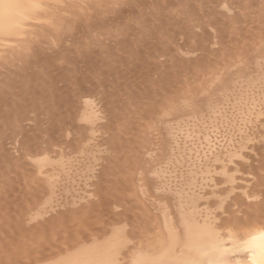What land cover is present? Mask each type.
I'll use <instances>...</instances> for the list:
<instances>
[{"label":"bare ground","instance_id":"1","mask_svg":"<svg viewBox=\"0 0 264 264\" xmlns=\"http://www.w3.org/2000/svg\"><path fill=\"white\" fill-rule=\"evenodd\" d=\"M101 1V0H100ZM110 1H112V0H110ZM131 1V0H130ZM136 1H139V0H136ZM135 1V6L137 5L136 3H138V2H136ZM147 1H150V0H147ZM169 1V0H168ZM168 1H167V3H168ZM173 1V0H172ZM194 1V0H193ZM196 1V0H195ZM194 1V4L195 5H197L196 3L198 2H195ZM220 1V0H219ZM224 1V0H223ZM239 1V0H238ZM241 1H243V0H241ZM258 1V0H257ZM94 2H97L98 3V0H0V57L1 56H8V57H10L13 53H14V51H15V53H14V55H12V56H16L15 54H16V52H18L17 53V55L19 54V51H17V49H18V47H21V48H25V46H26V44L28 43V42H30L29 40H30V38L32 37V35L31 34H33V32L36 30V32L35 33H37L38 32V29H40V31L41 30H43V31H41V34L44 32V33H46L47 31L46 30H44L45 28V26H47V25H51V24H53V23H55V22H57V19L58 20H61V17H59V16H61V15H63V16H66V15H64V14H68V11L71 13L74 9L72 8H70V7H75V6H78V7H80V6H83L84 5V8L83 7H81V8H83L86 12H88L87 10L89 9L88 7L90 6L89 4H93ZM109 2V1H108ZM125 2V1H124ZM128 2V1H127ZM141 2V1H140ZM156 2V1H155ZM159 2V1H158ZM157 2V4H159ZM171 2V1H170ZM175 2V1H174ZM180 2H183V0L182 1H180ZM188 2H189V0H188ZM192 2V1H191ZM199 2H201V1H199ZM226 2H227V0H226ZM225 2V3H226ZM97 3H96V5H97ZM102 3V2H101ZM103 3H104V1H103ZM105 3H106V0H105ZM104 3V4H105ZM112 3V2H111ZM120 3V2H119ZM143 2H141V4H142ZM147 3V2H146ZM152 3H154V2H152ZM173 3V2H172ZM184 3H185V1H184ZM203 3V2H202ZM221 3V2H220ZM240 3V2H239ZM257 3V2H256ZM86 4H88L89 6L88 7H86L87 8V10H86V8H85V5ZM110 4V3H109ZM108 4V5H109ZM144 4V3H143ZM150 4H151V2H150ZM150 4L148 5V6H150ZM157 4H154L155 6L157 5ZM162 4V3H161ZM179 4V3H178ZM189 4V3H188ZM193 4V3H192ZM200 4V3H199ZM212 4V3H211ZM246 4H247V2H246ZM257 4H259V3H257ZM80 5V6H79ZM96 5H92L93 6V8H95V6ZM101 4L99 3V6H100ZM124 5V4H123ZM140 5V4H139ZM139 5L137 6V8L139 7ZM153 5V4H152ZM174 5V4H173ZM182 5V4H181ZM181 5H180V7H181ZM242 5V4H241ZM87 6V5H86ZM102 6H106V4L105 5H102ZM114 6V4L112 3V7ZM142 6V5H141ZM140 6V7H141ZM148 6H145V8L146 7H148ZM154 6V8H155V10L157 11V9H158V7H157V9H156V7ZM159 6H163L164 7V4H162V5H159ZM168 6H170V5H168ZM167 6V7H168ZM199 6V5H198ZM240 6V5H239ZM262 6V5H261ZM101 7V6H100ZM100 7H98V8H100ZM111 7V8H112ZM163 7H161V8H163ZM166 7V8H167ZM174 7V6H173ZM177 7V6H176ZM184 7H186V9H187V6H184ZM194 7V6H193ZM197 7V6H196ZM223 7V6H222ZM224 7H225V5H224ZM254 7H256V6H254ZM258 7V6H257ZM97 8V7H96ZM95 8V9H96ZM97 8V9H98ZM109 8V7H108ZM144 8V9H145ZM149 8H151V6L149 7ZM165 8V7H164ZM165 8V9H166ZM189 8V7H188ZM226 8V7H225ZM245 8V7H244ZM251 8V7H250ZM249 8V9H250ZM253 8V7H252ZM261 8V7H260ZM90 9H91V7H90ZM94 9V14H95V11L97 10H95ZM105 9V8H104ZM113 9H115V8H113ZM112 9V10H113ZM143 9V12L144 11H146V10H144ZM148 9V8H147ZM179 9V8H178ZM184 9V8H183ZM190 9V8H189ZM188 9V10H189ZM197 9H198V7H197ZM218 9V8H217ZM246 9V8H245ZM262 9V8H261ZM261 9H260V11H258V12H261ZM264 9V8H263ZM72 10V11H71ZM93 10V9H92ZM99 10L100 9H98L97 11H96V13H98L99 12ZM101 10H103V8L101 7ZM100 10V12L99 13H101L102 11ZM154 10V11H155ZM160 11H161V9H159ZM173 10H174V8H173ZM172 10V11H173ZM226 10V9H225ZM76 11H77V8L75 9V11L73 12V13H76ZM80 10H79V8H78V11H77V13L79 12ZM82 11V10H81ZM80 11V12H81ZM111 11V10H110ZM140 11V12H139ZM138 12L139 13H141V10H139ZM149 11H151V10H149ZM148 11V12H149ZM153 11V10H152ZM163 11H164V9H163ZM166 11L168 12V9H166ZM171 10H170V12H169V15H170V13L172 12ZM176 11V10H175ZM192 11V10H191ZM217 11H219V10H217ZM227 11V10H226ZM231 11V10H230ZM242 11V10H241ZM252 11H254V10H252ZM79 12V13H80ZM93 12V11H92ZM104 12V11H103ZM107 12H108V9H107ZM107 12L104 14V15H107ZM165 12V11H164ZM186 12V11H185ZM208 12V11H207ZM211 12V11H210ZM244 12V11H243ZM247 12H249L248 10H247ZM256 12V11H255ZM76 13V14H77ZM83 13H84V11H83ZM89 14L91 13L90 11L88 12ZM156 13V12H155ZM160 13V12H159ZM173 13H175V12H173ZM203 13V12H202ZM212 13H213V11H212ZM212 13H211V15H212ZM215 13V12H214ZM257 13V12H256ZM262 13H263V11H262ZM85 14V13H84ZM84 14H82L81 13V16H83ZM89 14H85L86 16L87 15H89ZM102 14V13H101ZM108 14H109V12H108ZM143 14V13H142ZM141 14V16H144V15H142ZM145 14H147V11L145 12ZM161 14V13H160ZM180 14V13H179ZM189 14H191V12L189 13ZM195 14V13H194ZM199 14V13H198ZM208 14V13H207ZM231 14V13H230ZM247 14V13H246ZM255 14V13H254ZM261 14V13H260ZM264 14V13H263ZM71 15H72V13H71ZM91 15V14H90ZM92 15H93V13H92ZM100 15V14H99ZM110 16H111V14H109ZM168 15V16H169ZM176 15V14H175ZM185 15H186V13H185ZM214 16H215V14H213ZM221 15V14H220ZM219 15V16H220ZM226 15H228V14H226ZM248 15V14H247ZM262 15V14H261ZM69 16V15H68ZM78 16V15H77ZM81 16L79 15V20L77 19V18H75V19H77L78 21H80V19H83L84 17H82L81 18ZM85 16V18H86V20L88 19V17H86ZM95 16V15H94ZM103 15H101V17H102ZM163 16H164V13H163ZM167 16V15H166ZM172 16V15H171ZM171 16L170 17H168V18H170L171 20H172V18H171ZM188 16V15H187ZM197 16H199V15H197ZM197 16H196V20H197ZM201 16H203V15H201ZM225 16V15H224ZM231 16H232V14H231ZM244 16V15H243ZM250 16V15H249ZM256 16H258V14H256ZM74 18L75 17V15H72L71 16V18ZM91 16H89V18H90ZM106 18H107V16H105ZM109 17V16H108ZM123 17V16H122ZM125 17H126V15H125ZM161 17H162V15H161ZM161 17H160V19H161ZM173 17V16H172ZM181 17V16H180ZM189 17H191V15L189 16ZM194 17V16H193ZM229 17H230V15H229ZM264 17V16H263ZM85 18H84V20H85ZM103 18V17H102ZM120 18H121V16H120ZM158 18V17H157ZM176 20H177V15H176ZM175 18L173 19V20H175ZM186 18V17H185ZM203 18V17H202ZM205 18V17H204ZM210 18V17H209ZM216 18V17H215ZM217 18H218V16H217ZM259 18V17H258ZM64 18L62 17V21H66V19H67V17H66V19H64ZM68 19H70V17H68ZM74 19V20H75ZM95 19V18H94ZM99 19H100V17H99ZM159 19V18H158ZM167 19V18H166ZM186 19H188V18H186ZM223 19V18H222ZM233 19V18H232ZM257 19V18H256ZM260 19V18H259ZM262 19V18H261ZM71 20V19H70ZM85 20V21H86ZM89 20V19H88ZM87 20V21H88ZM91 20V19H90ZM89 20V23L90 22H92V21H90ZM126 20V19H125ZM163 20V19H162ZM161 20V21H162ZM168 20V19H167ZM182 20H185V19H182ZM181 20V21H182ZM189 20V19H188ZM194 20V19H193ZM195 20V21H196ZM203 20V19H202ZM206 20V19H205ZM211 20H213V19H211ZM210 20V21H211ZM233 20H235V19H233ZM233 20H232V22H233ZM245 21H246V18L244 19ZM264 20V19H263ZM61 21V22H62ZM67 21H69V20H67ZM67 21L64 23V22H60V21H58L59 23H61L60 25H64V24H66L67 23ZM72 21H73V19H72ZM72 21H71V23H72ZM100 21V20H99ZM105 21V20H104ZM114 21V20H113ZM117 21V20H116ZM116 21H114V22H116ZM123 21V20H122ZM128 21V20H127ZM164 22L166 21L165 19L163 20ZM169 21V20H168ZM178 21V20H177ZM187 21V20H186ZM192 21V20H191ZM207 21V20H206ZM218 21V20H217ZM223 20H221V22H222ZM249 21V20H248ZM255 21V20H254ZM258 21H260V20H258ZM75 21H73V23H74ZM82 22V21H81ZM129 22V21H128ZM160 22V21H159ZM169 22H172V21H169ZM174 22H176V21H174ZM185 22V21H184ZM184 22H183V24H184ZM198 22H200V21H198ZM202 22V21H201ZM208 22V21H207ZM220 22V21H219ZM218 22V23H219ZM226 22H227V20H226ZM226 22H224L223 24H225ZM231 22V23H232ZM261 22V21H260ZM263 22V21H262ZM89 23H88V26L87 27H89ZM94 23V22H93ZM96 23V22H95ZM100 23H102V22H100ZM105 23V22H104ZM123 23V22H122ZM121 23V24H122ZM166 23V22H165ZM164 23V24H165ZM179 23V22H178ZM178 23H177V25H178ZM186 23V22H185ZM190 23V22H189ZM192 23V22H191ZM210 23V22H209ZM253 23V22H252ZM255 23V22H254ZM257 23V22H256ZM56 24V23H55ZM67 24H69V22L67 23ZM82 24H84V23H82ZM98 24V23H97ZM111 24V23H110ZM114 24H116V23H114ZM127 24H129V23H127ZM126 24V25H127ZM130 24H131V22H130ZM159 24V23H158ZM162 24H163V22H162ZM173 24V26L175 27V25H176V23L174 24V23H172ZM172 24H168V26H167V24H166V26H167V29L166 30H168V28H169V25H172ZM180 24V23H179ZM182 24V23H181ZM180 24V25H181ZM182 24V25H183ZM196 24H197V22H196ZM199 24V23H198ZM221 24V23H220ZM247 24V23H246ZM249 24V23H248ZM247 24V25H248ZM251 24V23H250ZM259 24V23H258ZM60 25H58V26H60ZM71 25H73V24H71ZM79 25V24H78ZM107 25H109V24H107ZM107 25H106V27H107ZM113 25V24H112ZM123 25H125V23L123 24ZM142 25V24H141ZM192 26H194V24H191ZM200 25V24H199ZM202 25H204V24H202ZM212 25V24H211ZM229 25H230V23H229ZM235 25V24H234ZM233 25V26H234ZM53 26H54V24H53ZM53 26L50 28L49 27V31H50V29L51 30H53L54 29V31H57V30H55L57 27L56 26H54V28H53ZM77 26V25H76ZM85 26V25H84ZM90 26H91V24H90ZM140 26V25H139ZM143 26V25H142ZM165 26V25H164ZM179 26V25H178ZM196 26V25H195ZM201 26V25H200ZM209 26V25H208ZM225 26H226V24H225ZM228 26V25H227ZM232 26V25H231ZM230 26V27H231ZM232 26V27H233ZM255 26V25H254ZM257 26V25H256ZM264 26V25H263ZM263 26H261V27H263ZM48 27V26H47ZM56 27V28H55ZM74 27V26H73ZM93 27V26H92ZM91 27V28H92ZM105 27V26H104ZM103 27V28H104ZM111 27V26H110ZM110 27H109V29H110ZM113 27V26H112ZM111 27V28H112ZM120 27V26H119ZM123 27V26H122ZM129 27V26H128ZM161 27V26H160ZM183 27V26H182ZM185 27V26H184ZM184 27H183V30H184ZM214 27H216V26H214ZM260 27V28H261ZM41 28H44V29H41ZM75 28V27H74ZM77 28V27H76ZM86 28V27H85ZM95 28V27H94ZM123 28H125L126 29V26L125 27H123ZM161 28H164L165 29V27H161ZM201 28V27H200ZM200 28H199V30H200ZM206 28H207V26H206ZM218 28V27H217ZM220 28V27H219ZM218 28V29H219ZM226 28V27H225ZM259 26L257 27V30L256 31H258L259 29ZM58 29V28H57ZM59 29L61 30V27H59ZM62 29H63V27H62ZM87 29V28H86ZM90 29V28H89ZM106 29V28H105ZM114 29V28H113ZM117 30H118V28H116ZM182 29V28H181ZM195 29V28H194ZM197 29H198V27H197ZM204 29V28H203ZM211 29V28H210ZM222 29V28H221ZM229 29V28H228ZM262 29V28H261ZM93 30V32H94V29H92ZM108 30V29H107ZM107 30H105V31H107ZM119 30H121V29H119ZM169 30H170V28H169ZM176 30V29H175ZM174 30V31H175ZM193 30V29H192ZM196 30V29H195ZM216 30V29H215ZM225 30V29H224ZM232 30H233V28H232ZM242 30H245V28L244 29H242ZM39 31V32H40ZM59 31V30H58ZM109 31V30H108ZM124 31V30H123ZM122 31V32H123ZM126 31H128L129 32V30H126ZM125 31V32H126ZM140 31H141V29H140ZM144 31V30H143ZM146 31V30H145ZM178 31V30H177ZM189 31V30H188ZM211 31H213V30H211ZM249 31V30H248ZM104 32V31H103ZM115 32V31H114ZM131 32V31H130ZM129 32V33H130ZM162 32V31H161ZM161 32H160V34H161ZM167 32V31H166ZM179 32V31H178ZM190 32V31H189ZM196 32H197V30H196ZM218 32V31H217ZM230 32V31H229ZM247 32V31H246ZM48 33V32H47ZM52 33V32H51ZM56 33V32H55ZM59 33V32H58ZM57 33V34H58ZM107 33V32H106ZM110 33V32H109ZM113 33V32H112ZM119 33H121L120 31H119ZM132 33H133V31H132ZM172 33V32H171ZM174 33V32H173ZM177 33V32H176ZM180 33V32H179ZM178 33V34H179ZM192 33V32H191ZM219 33V32H218ZM217 33V34H218ZM227 33V32H226ZM248 33V32H247ZM252 33V32H251ZM254 33H255V30H254ZM49 34H50V32H49ZM61 34V33H60ZM118 34V33H117ZM163 34V33H162ZM166 34V33H165ZM186 34H187V31H186ZM189 34V33H188ZM229 34V33H228ZM227 34V35H228ZM232 34V36H233V33H231ZM234 34H235V32H234ZM236 34H238L237 32H236ZM245 34V33H244ZM259 34V33H258ZM264 34V33H263ZM31 35V36H30ZM34 36H35V34H33ZM37 36H36V38L37 37H40V34H39V36H38V33L36 34ZM44 35V34H43ZM48 35V34H47ZM56 35V34H55ZM101 35H103V34H101ZM107 35V34H106ZM106 35L104 34V36L106 37ZM119 35V34H118ZM117 35V36H118ZM124 35H125V33H124ZM130 35H131V33H130ZM167 35V34H166ZM181 35V34H180ZM190 35V34H189ZM193 35V34H192ZM212 35V34H211ZM230 35V34H229ZM251 35V34H250ZM259 35H261V34H259ZM32 37L31 38V41H33L34 40V38L35 37ZM54 36V35H53ZM126 36V35H125ZM187 37V35H184V37ZM194 36V35H193ZM215 36H216V34H215ZM214 36V37H215ZM226 36V35H225ZM235 36V35H234ZM237 36V35H236ZM240 36V35H239ZM249 36V35H248ZM254 36V35H253ZM252 36V37H253ZM99 37V36H98ZM102 37V36H101ZM109 37V36H108ZM108 37H106V38H108ZM129 37V36H128ZM162 37V36H161ZM166 37V36H165ZM168 37H170V36H167V38ZM172 37V36H171ZM177 37H178V35H177ZM183 37V36H182ZM221 37V36H220ZM231 37V36H230ZM262 37H264V35L262 36ZM35 38V39H36ZM43 38V37H42ZM50 38V37H49ZM52 38V37H51ZM58 38V37H57ZM163 38V37H162ZM167 38L166 39H162V40H167ZM179 38V37H178ZM194 38H195V36H194ZM217 38V37H216ZM225 38V37H224ZM228 38V37H227ZM254 38V37H253ZM33 39V40H32ZM39 39V38H38ZM60 39V38H59ZM92 39V38H91ZM94 39V38H93ZM93 39H92V41H93ZM95 39H97L96 38V36H95ZM94 39V40H95ZM102 39V38H101ZM105 39V38H104ZM109 39V38H108ZM170 39V38H169ZM172 39H173V37H172ZM181 39V38H180ZM191 39V38H190ZM189 39V40H190ZM238 39V38H237ZM251 39V38H250ZM49 40H51V39H49ZM99 40H100V37H99ZM99 40H97V41H99ZM110 40V39H109ZM178 40V39H177ZM177 40L175 41V42H177ZM183 40H184V38H183ZM186 40V39H185ZM198 40V39H197ZM228 40H232V39H229L228 38ZM247 40V39H246ZM248 40H249V38H248ZM258 40V39H257ZM54 41H55V39H54ZM57 41L58 40H56V43H57ZM106 41H107V39H106ZM111 41V40H110ZM170 41H172V40H170ZM195 41V40H194ZM225 41V40H224ZM239 41V40H238ZM238 41H235V42H233V43H238ZM254 41V40H253ZM34 42V41H33ZM33 42H31L32 44H33ZM37 42V41H36ZM35 42V43H36ZM44 42V41H43ZM91 42V41H90ZM96 42V41H95ZM116 42H117V40H116ZM167 42V41H166ZM173 42V41H172ZM185 42V41H184ZM196 42V41H195ZM232 42V41H231ZM247 42V41H246ZM246 42H244V43H246ZM250 42V41H249ZM257 42V41H256ZM34 43V44H35ZM48 43V42H47ZM46 43V44H47ZM50 43V42H49ZM53 43V42H52ZM105 43V42H104ZM104 43H103V45H104ZM109 43V42H108ZM110 43H114V41H112V42H110ZM160 43V42H159ZM168 43V42H167ZM170 43V42H169ZM181 43V42H180ZM179 42H178V44H180ZM208 43H210V42H208ZM214 43V42H213ZM248 43V42H247ZM251 43V42H250ZM91 44V43H90ZM93 44H94V42H93ZM175 44V43H174ZM177 44V43H176ZM175 44V45H176ZM183 44V43H182ZM220 44H222L223 45V43H220ZM228 44H230V43H228ZM243 44V43H242ZM37 45V44H36ZM43 45H45V42H44V44ZM89 45V44H88ZM98 45V44H97ZM105 45H106V43H105ZM111 45V44H110ZM115 45H117V44H115ZM166 45V44H165ZM172 45V44H171ZM202 45V44H201ZM204 45H205V43H204ZM239 45V44H238ZM252 45V44H251ZM256 45V46H255ZM50 45H48V47H49ZM100 46V45H99ZM106 46H109V45H106ZM105 46V47H106ZM137 46V45H136ZM178 46V45H177ZM199 46V45H198ZM210 46V45H209ZM228 46V45H227ZM227 46H226V49H227ZM236 46V45H235ZM240 46V45H239ZM238 46V47H239ZM242 46H245V45H241L240 47H242ZM247 46V45H246ZM244 47L245 49L246 48H248V49H250L251 50V48H249V47H252V46H247V47ZM254 47L253 48H255V49H252L253 50V52H254V50H255V52L254 53H249V55L250 56H248V55H245V54H243L242 52L244 51H240V52H238L237 51V54L235 55V54H233L234 55V57H235V59L233 60H222L223 62H222V67H219L218 69H213L212 70V72H211V74L209 75V76H207L208 77V83H209V86L211 87V88H213L214 90H215V92H217L216 94H219V96H222L224 99H225V96L227 95L228 96V94H229V90H233L234 88L235 89H238V88H241V90H242V88H246L247 90L249 89V88H260V90H261V92L262 93H260L261 94V103H262V105L261 106H259V104L258 103H256V101H257V99L255 100V99H252L253 100V102H254V100H255V104H258V106L256 105V106H252V105H250V103H249V105L252 107H250V111H251V113H252V115H255V118L252 116V119H253V121H249V122H246V123H243L242 122V124H241V126L239 127V129H238V134H237V130H235V135H237V137H234V139H235V145H236V147L235 148H229L228 146H230V144L228 145V146H226L224 149H223V151H221L220 152V150H219V148H217L219 151H216V149H214L215 151H216V155H215V152H213L214 150H212V149H209V150H211L213 153H214V156H212L211 157V154H209V156L211 157L210 159L213 161V163H211L210 165H212L213 164V170L210 168V166H208L207 164V166L209 167H207L206 169H204L203 170V168H202V170H201V168L199 169V171L200 172H204V173H207V175L208 174H213L212 172H214L215 174H213V175H215V176H218L219 177V180L218 181H220L219 182V184H221L219 187H220V191H222V193L224 194V195H226V196H224L223 197V195H222V197H223V202H222V198L221 197H219L218 199H219V201L217 202V203H221V204H225L226 202H227V200L229 199H233V197L232 196H234V193H239V194H236L235 196V199L237 198V196L239 195L240 197H241V199H240V197H239V201L240 200H242V201H244V203H242V204H240L241 206V208L239 207V210L237 211L236 209L234 210L232 207H233V205H229V203H227L229 206V208H228V210L227 211H229V209H230V207L232 208V209H230L231 210V212H229V216H232V215H230V213L231 214H234V215H236L237 213H240V215L242 214V213H245L246 215H247V217H248V221H246L247 220V218L245 217L246 215H243L244 216V219H246V220H243L242 219V217L239 215V214H237V216L239 217L240 216V218L242 219V222L243 223H240V225L242 226H240L239 225V222H241V220H240V218L239 219H237L238 220V225L240 226H237L236 224H234V222L235 221H237L236 219L234 220V222H233V226L234 225H236L238 228H239V230H243L244 232H240L239 230H236V232L234 233L235 235H236V233H237V231L239 232V233H241V235L239 234V233H237V234H239V237L238 238H240V237H243L244 239L245 238H250L248 241L246 240V244L248 245V247H249V249L251 248V249H253L252 250V252L254 253V255H252V257H251V260L249 261L248 259H246V260H248V261H246L245 260V258L244 259H238L239 260V262L237 263V261L235 260V261H233L230 257H232V256H230L229 258L230 259H228V260H230V261H233V263L235 264V263H237V264H264V194H263V192H260L261 194L260 195H256L257 193H256V191H258V190H254L255 192H254V194L251 192V190L249 189L250 187V182H252L251 181V179H249V178H246V177H249V175H247L246 177L244 176V177H242V174H241V177L240 178H238L237 179V175L235 176V174H234V172H233V169L234 168H238V166H240L241 167V165L240 164H243V163H240L239 165H238V163H237V160H239L238 158L240 157V156H243V159H244V155H246V156H253V155H256L257 154V152H255V151H257V150H259V152H258V154H262V155H264V38L263 39H261V40H258V42L256 43V44H254L253 45ZM30 47V46H29ZM104 47V46H103ZM138 47V46H137ZM161 47V46H160ZM165 47V46H164ZM181 47H182V45H181ZM194 47H195V45H194ZM222 48L223 47H225V46H221ZM239 47V48H240ZM17 48V49H16ZM20 48V49H21ZM53 48H54V46H53ZM96 48H98V47H96ZM109 48H111V46L109 47ZM113 48V47H112ZM120 48V47H119ZM134 48H135V46H134ZM174 47H172V49H173ZM220 48V47H219ZM222 48H221V50H222ZM231 47H229V49L228 50H232V48L230 49ZM236 48V47H235ZM238 48V49H239ZM35 49V48H34ZM38 49H40V48H38ZM42 49H43V46H42ZM44 49H46V48H44ZM43 49V50H44ZM108 49V48H107ZM116 49V48H115ZM121 49V51H124V50H122V47L120 48ZM123 49H126V48H123ZM137 49V48H136ZM139 49V48H138ZM179 49V48H178ZM187 49H188V47H187ZM193 48H191V50H192ZM198 49V48H197ZM203 49H205L206 50V47L205 48H203ZM214 49V48H213ZM212 49V50H213ZM19 50V49H18ZM21 50H23V49H21ZM26 50V49H25ZM132 50H133V48H132ZM162 50V49H161ZM174 50V49H173ZM172 50V51H173ZM183 50V49H182ZM184 50H186V48H184ZM196 50V49H195ZM199 50V49H198ZM215 50V49H214ZM220 50V49H219ZM225 50V49H224ZM234 50H236V49H234ZM234 50H232V51H234ZM240 50H242V49H240ZM250 50H245V51H250ZM41 51V50H40ZM51 51V50H50ZM56 51V50H55ZM112 51H114L115 52V50H113L112 49ZM112 51H110V52H112ZM118 51V50H117ZM121 51H119V52H121ZM142 51V50H141ZM147 51V50H146ZM159 51H160V49H159ZM163 51H165V48L163 49ZM163 51H160V52H163ZM203 51V50H202ZM207 51H208V49H207ZM226 51V50H225ZM231 51V52H232ZM20 52H22V54H24L23 53V51H20ZM37 52V51H36ZM58 52V51H57ZM109 52V53H110ZM137 52V51H136ZM139 52V51H138ZM144 52H145V50H144ZM178 51H176L175 53H177ZM181 51H179V53H180ZM196 52H198L197 50H196ZM195 52V53H196ZM205 52V51H204ZM214 52V51H213ZM212 52V53H213ZM222 52V51H221ZM220 52V53H221ZM10 53H12L10 56L8 55V54H10ZM27 53V52H26ZM38 53V52H37ZM108 53V55H110ZM113 53V52H112ZM117 53V52H116ZM134 53H135V51H134ZM133 53V56L135 55ZM148 53V52H147ZM155 53H158V51L157 52H155ZM193 53V52H192ZM208 53V52H207ZM215 53V52H214ZM245 53V52H244ZM129 54H132L131 53V51H130V53ZM128 54V55H129ZM144 54H146V53H144ZM144 54H142V55H144ZM151 54V53H150ZM163 54H165V52L163 53ZM168 54V53H167ZM181 54H182V52H181ZM180 54V55H181ZM185 54V53H184ZM194 54V53H193ZM193 54H192V56H193ZM223 54V53H222ZM225 54V53H224ZM247 54V53H246ZM252 54V55H251ZM20 55V54H19ZM29 55V54H28ZM27 55V56H28ZM36 55V54H35ZM66 55V54H65ZM68 55V54H67ZM70 55V54H69ZM68 55V56H69ZM114 55V54H113ZM112 55V56H113ZM147 55V54H146ZM155 55V54H154ZM153 55V56H154ZM158 55V54H157ZM161 55V54H160ZM160 55H159V57H160ZM169 55H170V52H169ZM173 55V54H172ZM180 55H178V56H180ZM206 55V54H205ZM226 55V54H225ZM5 57V59L6 58H8V57ZM60 56V55H59ZM61 56H63V53H62V55ZM106 56V55H105ZM112 56H110V58H112ZM123 56V55H122ZM132 56V55H131ZM139 55H136L135 57H136V59H138L139 57H138ZM149 56V55H148ZM168 56V55H167ZM175 56V55H174ZM173 56V57H174ZM182 56V55H181ZM184 56V55H183ZM185 56H187V55H185ZM189 56V55H188ZM199 56V55H198ZM204 56V55H203ZM212 56V55H211ZM25 57V56H24ZM46 57V56H45ZM50 57V56H49ZM54 57V56H53ZM66 57V56H65ZM108 57V56H107ZM125 57H126V55H125ZM138 57V58H137ZM144 57H146V56H144ZM143 57V58H144ZM156 57V56H155ZM155 57H153V58H155ZM165 57V56H164ZM177 57V56H176ZM194 57V56H193ZM200 57V56H199ZM213 58H214V56H212ZM55 58H56V56H55ZM61 58V57H60ZM59 58V59H60ZM62 58H64V57H62ZM77 58V57H76ZM109 58V59H110ZM128 58V57H127ZM131 58V57H130ZM129 58V59H130ZM133 58V57H132ZM168 58V57H167ZM171 58V57H170ZM180 58H182V57H180ZM186 58V57H185ZM190 58V57H189ZM196 58H198V57H196ZM232 58H233V56H232ZM10 59H12V58H10ZM13 59H14V57H13ZM12 59V60H13ZM39 59V58H38ZM43 59V58H42ZM48 59V58H47ZM50 59V58H49ZM54 59V58H53ZM58 59V57L56 58V60ZM67 59V58H66ZM122 59V62L125 60H123V58H121ZM141 59V58H140ZM146 59H147V57H146ZM155 59H157V58H155ZM163 59V58H162ZM169 59V58H168ZM167 59V60H168ZM175 59V58H174ZM178 59V58H177ZM191 59V58H190ZM221 59V58H220ZM223 59V58H222ZM7 60H9V59H7ZM6 60V61H7ZM19 60V59H18ZM24 60V59H23ZM22 60V61H23ZM45 60H46V58H45ZM64 60H65V58H64ZM115 60V59H114ZM116 60H118V59H116ZM133 60V59H132ZM131 60V61H132ZM142 60V59H141ZM160 59H158V61H159ZM167 60H166V62H167ZM171 60V59H170ZM181 60V59H180ZM183 60H185L184 59V57H183ZM186 60H188V59H186ZM204 60V59H203ZM218 60V59H217ZM249 61V62H251V65L250 64H248V65H246V63H247V61ZM10 61V60H9ZM14 61V60H13ZM16 61V60H15ZM21 61V60H20ZM60 61H61V59H60ZM107 61V60H106ZM111 61V60H110ZM127 61V60H126ZM135 61V60H134ZM140 61V60H139ZM148 60H146V62H147ZM173 61V60H172ZM179 61V60H178ZM189 61V60H188ZM193 61V60H192ZM195 61H197V59L195 60ZM205 61V60H204ZM220 60H218V62H219ZM4 62V61H3ZM37 62V61H36ZM43 62V61H42ZM46 62V61H45ZM53 62V61H52ZM59 62V61H58ZM105 62V61H104ZM116 62V61H115ZM119 62H120V60H119ZM138 62V61H137ZM142 62V61H141ZM164 62V61H163ZM162 62V63H163ZM175 62H177V61H175ZM184 62V61H183ZM22 63V62H21ZM40 63V62H39ZM48 63H50V62H48ZM54 63V62H53ZM75 63V62H74ZM101 63H103L102 61H101ZM107 63V62H106ZM111 63V62H110ZM116 63H118V62H116ZM130 63V62H129ZM140 63V62H139ZM143 63V62H142ZM145 63V62H144ZM151 63V62H150ZM149 63V64H150ZM155 63V62H154ZM157 63V62H156ZM168 63V62H167ZM170 63V62H169ZM178 63H181V61L180 62H178ZM193 63V62H192ZM191 63V64H192ZM200 63V62H199ZM198 63V64H199ZM204 63V62H203ZM10 64V63H9ZM9 64H8V66H9ZM14 64H16V63H14ZM19 64V63H18ZM52 64V63H51ZM64 64V63H63ZM62 64V65H63ZM97 64H99V63H97ZM105 64V63H104ZM121 64V63H120ZM120 64H118V65H120ZM126 64V63H125ZM124 63H123V66L125 65ZM147 64H148V62H147ZM148 64V65H149ZM186 64V63H185ZM184 64V65H185ZM188 64V63H187ZM195 64V63H194ZM197 64V63H196ZM202 64V63H201ZM219 64V63H218ZM23 65V64H22ZM30 65V64H29ZM45 65V64H44ZM58 65H60V64H58ZM78 64H76V67H78L77 66ZM100 65V64H99ZM102 65V64H101ZM106 65V64H105ZM111 65H116V64H114V63H112ZM118 65L117 66H115V70L116 71H118V70H120V69H118L119 67H118ZM134 65V64H133ZM136 65H137V63H136ZM148 65L146 66V67H148ZM160 65H161V63H160ZM169 65H171V64H169ZM183 64L181 63V66H182ZM184 65L182 66V67H184ZM250 65V66H249ZM1 67H2V65H0ZM17 66V65H16ZM27 66V65H26ZM33 66V65H32ZM38 66V65H37ZM37 66H35V67H37ZM56 66H57V64H56ZM65 66V65H64ZM67 66V65H66ZM87 66V65H86ZM97 66V65H96ZM109 66V65H108ZM131 66V65H130ZM129 66V67H130ZM139 66H140V64H139ZM138 66V67H139ZM142 66V65H141ZM163 66V65H162ZM178 66H180V65H178ZM186 66V65H185ZM191 66V65H190ZM197 66V65H196ZM23 67V66H22ZM25 67V66H24ZM31 67V66H30ZM38 67H40V66H38ZM43 68H40V69H44V66H42ZM54 67V66H53ZM68 67V66H67ZM69 67H71V65L69 66ZM113 67V66H112ZM136 67V66H135ZM161 67V66H160ZM159 67V68H160ZM165 67V66H164ZM170 67H172V66H170ZM174 67V66H173ZM188 67V66H187ZM193 67V66H192ZM204 67V66H203ZM17 68V67H16ZM20 68V67H19ZM29 68V67H28ZM48 68V67H47ZM64 68V67H63ZM66 68V67H65ZM104 68H106V67H104ZM109 68V67H108ZM114 68V67H113ZM125 68V67H124ZM126 68H127V66H126ZM143 68V67H142ZM149 68V67H148ZM148 68H146V69H148ZM167 68H169V67H167ZM166 68V69H167ZM200 68V67H199ZM215 68H216V66H215ZM3 69V68H2ZM25 69H26V67H25ZM49 69V68H48ZM48 69H46L45 68V71H47ZM51 69H52V66H51ZM50 69V70H51ZM62 69V68H61ZM69 69H71V68H69ZM80 69H81V67H80ZM79 69V70H80ZM85 69V68H84ZM93 69V68H92ZM96 69V68H95ZM99 69V68H98ZM131 69V68H130ZM130 69H128L129 71H130ZM170 69V68H169ZM172 70H173V68H171ZM174 69H175V67H174ZM191 69V68H190ZM194 69H196V67L194 68ZM11 70H13V69H11ZM17 70V69H16ZM23 70V69H22ZM50 70H49V73H52V72H50ZM65 70V69H64ZM78 70V71H79ZM83 70V69H82ZM86 70V69H85ZM105 70V69H104ZM111 70H113L112 68H111ZM114 70V71H115ZM123 70V69H122ZM125 70V69H124ZM135 70V69H134ZM137 70V69H136ZM155 69H153V71H154ZM161 70H164V69H160V71ZM183 70H184V68H183ZM182 70V71H183ZM188 70V69H187ZM202 70V69H201ZM25 71V70H24ZM35 71V70H34ZM38 71V70H37ZM36 71V72H37ZM41 71V70H40ZM71 71V70H70ZM77 71V72H78ZM90 71H91V69H90ZM99 71V70H98ZM113 71V72H114ZM121 71V70H120ZM120 71H118L119 73H120ZM137 71H140V70H137ZM143 71V70H142ZM145 71V70H144ZM152 71V70H151ZM156 72H157V70H155ZM160 71H159V73H160ZM167 71V70H166ZM181 71V70H180ZM192 71V70H191ZM200 71V70H199ZM204 71V70H203ZM16 72V71H15ZM30 72V71H29ZM102 72H103V70H102ZM110 72V71H109ZM109 72H108V74H109ZM133 72V71H132ZM169 72V71H168ZM179 72V71H178ZM186 72V71H185ZM188 72V71H187ZM195 72V71H194ZM194 72H193V74H194ZM208 72V71H207ZM17 73V72H16ZM41 73V72H40ZM44 73V72H43ZM81 73H83V71L81 72ZM80 73V74H81ZM92 73V72H91ZM101 73V72H100ZM107 73V72H106ZM111 73H112V71H111ZM116 73V72H115ZM114 73V74H115ZM118 73V74H119ZM124 72H122V74H123ZM153 73H155V72H153ZM152 73V74H153ZM163 73V72H162ZM167 73V72H166ZM172 73H173V71H172ZM177 73V72H176ZM181 73V72H180ZM179 73V74H180ZM191 73V72H190ZM189 73V74H190ZM24 73H22V75H23ZM29 74H31L32 75V72H30ZM33 74H36L35 72L33 73ZM45 74H47V73H45ZM65 74H66V72H65ZM80 74H79V76H80ZM89 74V73H88ZM98 74V73H97ZM117 74V73H116ZM121 74V73H120ZM133 73H131V75H132ZM136 74V73H135ZM148 74V73H147ZM158 74V73H157ZM165 74V73H164ZM178 74V73H177ZM202 74V73H201ZM37 75V74H36ZM73 75V74H72ZM85 75V74H84ZM94 75V74H93ZM100 75H102V74H99L98 76H100ZM131 75H129V76H131ZM139 75V74H138ZM169 75H172V74H169ZM182 75H184V74H182ZM182 75H180V76H182ZM197 75H198V73H197ZM8 76V75H7ZM21 76V75H20ZM67 76H69V74L67 75ZM74 76V75H73ZM79 76H77V77H79ZM109 76H110V74H109ZM117 76V75H116ZM143 76V75H142ZM150 76H152V75H150ZM157 76V75H156ZM159 76V75H158ZM165 76V75H164ZM177 76V75H176ZM191 76H192V74H191ZM201 76V75H200ZM199 76V78H201ZM12 77V76H11ZM43 77V76H42ZM41 77V78H42ZM76 77V78H77ZM112 77V76H111ZM121 77V76H120ZM163 77V76H162ZM171 77V76H170ZM185 77H186V74H185ZM28 78V77H27ZM37 78H39V77H37ZM40 78V79H41ZM45 78H48V76L47 77H45ZM60 78V77H59ZM65 78H67V77H65ZM71 78H72V76H71ZM79 78H81V77H79ZM93 78V77H92ZM108 76H107V80H108ZM123 77H121V79H122ZM128 78H130V77H128ZM127 78V79H128ZM135 78H136V76H135ZM138 78H140L139 76H138ZM158 78V77H157ZM157 78L155 77V79L157 80ZM165 78V77H164ZM172 78V77H171ZM174 79H175V77H173ZM172 78V79H173ZM177 78V77H176ZM179 78V77H178ZM177 78V79H178ZM181 78V77H180ZM184 78V77H183ZM198 78V77H197ZM197 78H196V80H197ZM36 79V78H35ZM54 79V78H53ZM64 79V78H63ZM69 79V78H68ZM82 79V78H81ZM115 80H117L116 78H114ZM120 79V78H119ZM118 79V80H119ZM120 79V80H121ZM134 79V78H133ZM141 79V78H140ZM142 79L144 80V78L142 77ZM141 79V80H142ZM146 79H148V78H146ZM159 79V78H158ZM166 79V78H165ZM188 79H189V76H188ZM187 79V80H188ZM191 79H193V77L191 78ZM195 79V78H194ZM21 80V79H20ZM19 80V81H20ZM26 80V79H25ZM28 80V79H27ZM58 80V79H57ZM56 80V81H57ZM62 80V79H61ZM60 80V81H61ZM67 80V79H66ZM84 80V79H83ZM106 80V79H105ZM105 80H104V82H105ZM142 80V81H143ZM151 80H152V78H151ZM156 80H154L153 79V83H154V81H156ZM166 80H168V79H166ZM179 80V79H178ZM181 80V79H180ZM201 80V79H200ZM30 81V80H29ZM34 81H36V80H34ZM45 81V80H44ZM53 81V80H52ZM55 80H54V82H56ZM69 81H71V79H69ZM69 81H68V83H69ZM73 81V80H72ZM89 81V80H88ZM111 81V80H110ZM129 81H131V79L129 80ZM129 81H127V82H129ZM148 81H150V80H148ZM160 81H161V79H160ZM165 81V80H164ZM169 81V80H168ZM171 81H173V80H171ZM182 81V80H181ZM195 81V80H194ZM203 81V80H202ZM202 81H200V82H202ZM23 82V81H22ZM40 82H42V81H40ZM39 82V83H40ZM48 82H50V81H48ZM48 82L46 83V84H48ZM58 82V81H57ZM56 82V83H57ZM91 82V81H90ZM93 82V81H92ZM91 82V83H92ZM103 82V81H102ZM118 81H116L115 83L113 82V84H115V87L117 88V86L118 85H120V82L119 83H117ZM135 82V81H134ZM146 82V81H145ZM151 82V81H150ZM192 82V81H191ZM4 83V82H3ZM21 83V82H20ZM28 83V82H27ZM61 83H62V81H61ZM66 83V82H65ZM67 83V84H68ZM78 83V82H77ZM86 82L84 81H80L79 80V83L77 84V87H78V89H77V91H75V92H78V94H74L75 95V97L72 95V94H70V95H72L71 97H72V99L74 98L75 99V101L74 100H69V99H67V98H69L68 97V95H67V100H69V102L70 101H72V102H70L71 103V105H70V103H68L70 106V108L68 107V104H67V109L65 108L63 111L65 112V110H67L68 111V119H66L67 117H65L64 116V114L66 115V113H64V114H60V119L62 118V116L61 115H63L64 116V118H62V119H66L68 122H66L67 124L69 123V126H67V124H65L64 123V128H63V122H62V125H61V127L63 128V129H57L60 133H56V134H58V138H56V136H54L57 140L59 139V141H57L55 138L53 139V136H52V138L50 139H47V137H46V142H47V144H45V145H43V147H41V149L39 148V147H35L34 145H32L31 143V140L30 139H28V138H31V133H28L27 135H29L28 136V138L26 137H21V142H22V139H23V146L22 147H20V146H18L19 147V149L20 150H18V148L17 149H14L15 148V146H16V144H15V141H14V139L12 140V137H11V134H9V132H8V136H10L11 138V140H7V139H5V140H7V141H9L10 143L8 144V143H5L4 145H5V149L6 150H9V147H10V149H11V147L14 149V151L15 150H17V152L18 153H20V157L21 158H23V160L24 161H26L27 162V164L29 165H25V163L24 164H22V162H21V159H19L20 161L19 162H21V164H22V166L23 165H25V166H27L28 168H30V171H31V177H33L32 178V183L30 184V186H31V192H30V189H29V193H31L30 194V196H29V194H28V196L29 197H27V198H29V199H27V198H25L24 197V194H23V196L21 197V200H22V204L21 205H19L20 204V202L18 203V202H16L15 203V207L17 206V205H19V206H17L18 208H20V213L17 215V217H14V214L16 215V211H15V209L13 210L12 208H13V206H12V210L13 211H15V213L13 214V219L14 218H16L17 220H15L16 222H18V223H20L19 225H18V223H14L12 220H10L9 218H8V220H7V222H4V221H2L1 219H0V223L2 224L3 222L4 223H6V225H11V223H12V225H14V227H12V225H11V227H9V230H14L13 228H15L16 226L15 225H18L17 227L21 230V227H24V228H27V226L28 225H30V224H33V226L34 227H36V228H31L30 226H29V228H31L30 229V232L31 231H33V235H32V233H28V231H29V229L27 228V230L28 231H25V232H27L26 234L28 235V237L27 236H25L24 234H25V232H24V234H23V229H22V232L21 231H19L18 229H17V227H16V229L18 230L17 232H18V234L20 235L21 233H22V235L21 236H25V237H23V238H26V242L24 243L23 242V244H22V247L23 246H25V244L27 243L28 244V246H27V244H26V247H23L24 248V250H25V248H27L28 247V249H27V251H31V253H29L28 252V256H30V259L28 260V261H31L30 263H27L26 261L24 262V261H22V262H24L25 264H217L218 262H219V264L222 262V260L223 259H220V258H222V256H223V253H225L224 252V250L225 249H223V248H226V247H224L223 246V244H224V242L225 243H227L226 241H227V239L229 238V239H231V237L233 236L234 238H236L235 236H234V234L232 235V234H230V233H227V235H229L230 234V237H228L227 239L226 238H224V239H222V240H225L226 239V241H222L221 240V238H220V232H218V228L220 229V227H218V225H217V221H216V224H215V221L213 220V218H215V216L214 215H212V216H214V217H212V216H209V212L207 211V210H204L203 208H205V206H202L203 205V202H202V200L204 199L203 197H201L202 195H201V193H200V195L201 196H198V195H196L195 194V192H192L194 189V187L195 186H197V185H195V181H196V177H198V176H190L187 180L185 179V181H186V183H185V188L183 189H180L181 187H183L181 184V187L178 189V188H176V186H175V189H177L175 192H177L178 190H180L179 192H178V194H176V193H174L173 192V194L175 195H178L177 197H176V199H177V201L176 200H174V202H175V205H178V206H176L177 208H175L174 207V205H172V207H174V208H172L171 206V208L173 209V214H175L174 216L175 217H173V218H175V221H176V223H174L173 222V220L171 221L170 219H172L170 216L171 215H169V206H168V202L166 203L167 204V209H168V211H167V209H164V207H166V204H165V201H166V199H168V192L166 193L167 194V196H165V198H163V197H161V198H163V200H165L164 201V207H162V205H163V203H161V202H163V200L160 202V199H158V196L160 195V193H162V191L164 190L162 187H161V184L162 185H164L165 183L164 182H162V181H167L166 180V178L165 177H167V179H170L168 176H167V174L165 175V174H163V172H165V170L167 169L168 170V168L170 167V165H171V162H172V156H174V155H172L171 156V148H172V151H173V146H171L172 145V140H173V136L174 135H172V133L173 132H175L176 130H174V131H172L173 129H175V128H173L174 127V125H173V122L175 123V125H176V123H177V125H178V122L180 123L181 121H179L178 120V122H176V120L177 119H179L178 117H176L177 119H174V118H171L172 117V115L175 113L176 115H179V113L181 112V111H183V110H181L180 111V108L183 106L182 104V106H180V104L178 105V106H180L179 107V111L180 112H177V111H175L176 110V108H175V110H174V108L173 107H175V106H172L173 104H167V103H164V100H163V103H157L155 100H157L158 99V94H156L155 92L154 93H149V94H147L148 95V99H146L145 97V99L146 100H143L144 101V104H147L148 102H150V103H152V104H149L150 105V107H148V108H141L140 107V112L142 113H140V114H137L138 112L137 111H139L138 109L139 108H137V107H139V104H140V99H141V97L139 96L138 97V99L136 98V96L134 97V98H136V99H134L133 101L134 102H132L133 104L134 103H136L134 106L137 108L136 109V115H138L139 116V119H135L136 121H137V123L136 122H134L133 120H134V116H133V118L132 117H130V115H131V113H132V111L134 112V110L133 109H135V107L133 108H131V106H133V104L131 103L130 105H127L125 108H127L128 106H130V107H128V109L130 108L131 109V112L128 110V113H126V114H129V112H130V115L129 116H127L126 114V116L128 117H124L122 114H124L125 112H123V113H121V111H120V113H121V115L125 118V119H123V121L121 120V122H123V124L120 122L119 123V121H117L118 123H119V125L120 124H122V125H120L121 127H122V130H123V132L122 133H124L125 132V134L126 133H129V134H131V135H129L130 137L132 136V138L135 136L136 137V139L138 138V140H135L134 142H132V146L135 148V150H134V148H129L128 147V150L130 149L131 151H133L134 150V154H135V157H134V154H132L131 153V151H128V150H126L125 152L126 153H131L132 154V156H131V158H134V162L132 161V160H130L129 159V157L127 158V159H129L130 161H131V163L130 164H132V163H134L132 166L128 163V165H130L131 167L129 168V169H127V173H126V175L124 174V179L123 180H121V178L119 179V181L121 182L120 183V185H119V182L117 183V184H112L111 182H112V180L113 179H110V178H114V179H116L115 177V173L118 171V170H120V168L123 166L122 164H120V163H117L118 165H122L119 169H118V165L114 168L115 170L116 169H118L116 172L114 171V169L112 170V171H114L115 173L113 174V177L111 176L110 178H108V177H104V174L106 173L107 174V172H110V171H105L104 172V170H105V168H106V166L108 167V165H106L105 163H106V161H107V163L109 162V167H112L113 168V164H112V162H114V159L116 158H118L117 157V154L120 152V150H125L124 149V145H123V148L121 147L122 145V140L120 141V142H118L117 140H119V138L120 137H122V138H126V140L127 139H129V137L128 136H126V137H124L123 135H121V132H120V128L121 127H119L118 128V126H114L113 124L114 123H116V122H114V123H110V121L109 120H107L108 119V117H110V114L108 113V112H102V113H108V114H105V115H109L107 118H105L104 117V115H101V114H98L99 112H101V111H98V113H95V112H97V110L99 109H96V111H94L95 110V106L93 107V105H95L93 102H94V100L92 101V99H96V96H97V92L99 93L100 92V94L102 95V93H101V91H102V86L100 85V87H97L98 86V84H97V86H95V85H92V84H85ZM95 84H96V82H94ZM124 83V82H123ZM136 83V82H135ZM161 83V82H160ZM165 83H166V81H165ZM189 83H190V81H189ZM189 83H187V84H189ZM195 83V82H194ZM199 83V82H198ZM22 84V83H21ZM32 84H34V83H32ZM43 84V83H42ZM44 84H45V82H44ZM51 84V83H50ZM50 84L48 85V86H50ZM62 84H64V83H62ZM75 83H73V85H74ZM112 84V85H113ZM122 84V83H121ZM130 84V83H129ZM134 84V83H133ZM132 84V85H133ZM137 84H138V82H137ZM141 84V83H140ZM150 84V83H149ZM155 84V83H154ZM162 84H163V82H162ZM182 84H183V82H182ZM192 84V83H191ZM199 84H201V83H199ZM27 85V84H26ZM30 85H31V82H30ZM54 83L53 84H51V88H53L54 86ZM56 85V84H55ZM57 85H59V83L57 84ZM111 85V86H112ZM117 85V86H116ZM126 85V84H125ZM135 85V84H134ZM133 85V86H134ZM143 85V84H142ZM145 85V84H144ZM143 85V86H144ZM157 85H158V83H157ZM160 85V84H159ZM170 85L171 84H169V85H167L166 87H170ZM178 85V84H177ZM176 85V86H177ZM183 85H186L185 83L183 84ZM190 85V84H189ZM27 86H29V85H27ZM26 86V87H27ZM34 86V85H33ZM35 86H36V84H35ZM53 86V87H52ZM64 86V85H63ZM72 86V85H71ZM75 86H76V84H75ZM104 86V85H103ZM105 86H107V85H105ZM128 86V85H127ZM139 86V85H138ZM152 86H153V84H152ZM155 87H156V85H154ZM172 86V85H171ZM193 86H195V85H193ZM197 86V85H196ZM208 86V87H209ZM22 87H24L23 85H22ZM30 87V86H29ZM28 87V89H30ZM32 87V86H31ZM47 87V86H46ZM119 87L120 86H118V89H119ZM121 87H123L122 85H121ZM161 87V86H160ZM164 87V86H163ZM188 87V86H187ZM189 87H191V86H189ZM203 87L204 86H202V87H196V89L197 88H199V94H198V96H201V101H202V103H201V106L199 107V108H197L196 107V109H194L195 111H193V110H190V106H188V105H186V104H184L185 102H187V100L188 99H186V97H188V96H184L185 97V99L186 100H184V98H181V100L183 99L184 100V102H183V104L184 105H186V107L188 106V107H190L189 108V111H190V113L189 114H191V116L189 115L188 116V114L186 113V115H185V117L187 118V117H189V118H191L192 116H195V115H197V113H198V111L200 112L201 110H203V107H206V108H210V106L212 105V103H214V102H211V100H210V96H209V92L208 91H210L211 92V90H209V89H207V88H205V89H203ZM207 87V86H206ZM40 88V87H39ZM51 88L50 89H48V90H50L51 91ZM108 88V87H107ZM138 88V87H137ZM141 88V87H140ZM146 88H148V87H146ZM149 88H150V86H149ZM210 88V89H211ZM257 88H256V90H257ZM25 90H28V89H26V88H24ZM55 89H57L56 87H55ZM60 89V88H59ZM68 89V88H67ZM118 89H116L117 91H119ZM157 89V88H156ZM159 89V88H158ZM168 90H169V88H167ZM185 89V88H184ZM189 89V88H188ZM188 89H186V90H184V92H186ZM192 89V88H191ZM195 89V88H194ZM234 89V90H235ZM24 90V91H25ZM33 90V89H32ZM53 90V89H52ZM73 90H76V87H75V89H73ZM72 90V91H73ZM98 90H101V91H98ZM113 90H115L114 89V87H113ZM132 90V89H131ZM147 90V89H146ZM166 90V89H165ZM165 90H164V92L162 93V91H158L157 93H159L160 92V94L162 93V95L164 96H162L163 98H166V94H168L167 93V90H166V92H165ZM198 90V89H197ZM204 90H205V93H204ZM208 90V91H207ZM233 90V91H234ZM260 90H257V91H259L260 92ZM1 92H2V90H0ZM23 91V90H22ZM30 91V90H29ZM45 91V90H44ZM126 91L128 92L129 90H127L126 89ZM136 91V90H135ZM173 91V90H172ZM171 91V92H172ZM174 91H176V90H174ZM179 91V90H178ZM193 90H191L189 93H191ZM195 91V90H194ZM236 91V90H235ZM240 91V90H239ZM254 91V90H253ZM256 91V92H257ZM26 92V91H25ZM33 92V91H32ZM47 92V91H46ZM52 92H54V91H52ZM57 92V91H56ZM55 92V93H56ZM64 92V91H63ZM65 92H67V91H65ZM111 92V91H110ZM109 92V93H110ZM122 92V91H121ZM126 92V93H127ZM131 92V91H130ZM138 92H139V89H138ZM153 92V91H152ZM177 92V91H176ZM175 92V93H176ZM180 92V91H179ZM208 92V93H207ZM214 92V91H213ZM245 92V91H244ZM247 92V91H246ZM255 92V91H254ZM255 92V93H256ZM24 93V92H23ZM27 93H29L28 91H27ZM48 93V92H47ZM95 94L96 96H95V98L94 97H91V95L92 94ZM119 93V92H118ZM122 93H124V92H122ZM146 93V92H145ZM148 93V92H147ZM181 93H182V91H181ZM187 94V95H191V94ZM231 93L232 92H230V95L228 96V97H230L231 96ZM235 93H237V91L235 92ZM248 93H250V92H248ZM254 93V94H255ZM42 94V93H41ZM49 94H51V92L49 93ZM53 94V93H52ZM51 94V95H52ZM58 94H60L59 92H58ZM62 94H64V93H62ZM94 94L92 95V96H94ZM106 95L108 94V93H105ZM111 94V93H110ZM112 94H113V92H112ZM114 94H115V91H114ZM113 94V96H116V95H114ZM132 94V93H131ZM135 94V93H134ZM139 93H137L136 95H138ZM160 94H159V98H160ZM177 94V93H176ZM186 94V93H185ZM196 94V93H195ZM211 94H213V93H211ZM215 94V93H214ZM256 94H258V93H256ZM29 95V94H28ZM33 95V94H32ZM31 95V96H32ZM34 95H35V93H34ZM33 95V97H34V99H36L37 98V96H34ZM37 95V94H36ZM54 95V94H53ZM69 95V96H70ZM168 95H170V94H168ZM174 95V94H173ZM178 95V94H177ZM177 95H176V97H177ZM179 95H181V94H179ZM246 95V94H245ZM250 95V94H249ZM57 96V95H56ZM65 96H66V93H65ZM103 96H105L104 94H103ZM103 96L101 97L102 99L101 100H104L103 99ZM111 96V95H110ZM110 96H108V99H109V97ZM122 96H123V94H122ZM132 96H134V95H132ZM132 96H131V98H132ZM213 96V95H212ZM218 96V95H217ZM216 96V97H217ZM251 96H253V94L251 95ZM250 96V97H251ZM24 97V96H23ZM33 97H31V98H33ZM36 97V98H35ZM42 97V96H41ZM60 97V96H59ZM98 97V96H97ZM121 97V96H120ZM119 97V99H121ZM126 97V94H125V96H124V98ZM129 97V96H128ZM167 97H169V96H167ZM179 97V96H178ZM191 97V96H190ZM228 97H226V98H228ZM232 97V96H231ZM240 97V96H239ZM245 97V96H244ZM254 97V96H253ZM255 97H257L258 98V96H255ZM27 98V97H26ZM30 98V99H31ZM46 98V97H45ZM54 98V97H53ZM62 98V97H61ZM105 98V97H104ZM115 98V97H114ZM117 98V97H116ZM123 98V99H124ZM140 98V99H139ZM173 99V96L171 97L170 96V98L169 99ZM193 98H194V96H193ZM197 98V97H196ZM196 98H195V100H196ZM199 98V97H198ZM219 98H221V97H219ZM246 98V97H245ZM245 98H243V100L245 99ZM18 99V98H17ZM29 99V100H30ZM47 99V98H46ZM50 99V97L48 98V100ZM56 99V98H55ZM97 99H99V98H97ZM142 99H143V97H142ZM191 99H192V97H191ZM218 99V98H217ZM232 99H234L233 97H232ZM250 99V98H249ZM21 100V99H20ZM63 100V99H62ZM65 100V99H64ZM100 100V101H101ZM107 99L105 98V100H104V102L106 101ZM127 100V99H126ZM160 100V99H159ZM177 100V99H176ZM213 100H214V98H213ZM231 100V99H230ZM251 100V101H252ZM3 101V100H2ZM52 101V100H51ZM66 101V100H65ZM98 101V100H97ZM108 101H110V100H108ZM118 101V100H117ZM124 101V100H123ZM122 101V102H123ZM131 101H132V99H131ZM191 101V100H190ZM216 101V100H215ZM218 101V100H217ZM216 101V102H217ZM223 101V100H222ZM226 101V100H225ZM236 101V100H235ZM32 102V101H31ZM35 102V101H34ZM56 102H59V101H56ZM74 102V103H73ZM75 102H76V104H77V106H74V104H75ZM107 102V101H106ZM105 102V103H106ZM127 103H128V101H126ZM159 102H162V101H159ZM165 102H168L166 99H165ZM180 102V101H179ZM196 102V101H195ZM194 102V103H195ZM220 102V101H219ZM229 102V101H228ZM243 102V101H242ZM250 102V101H249ZM36 103V102H35ZM40 103V102H39ZM44 103H46V101L44 102ZM53 103V102H52ZM63 103H65V102H63ZM66 103H67V101H66ZM95 103H97L96 101H95ZM103 103V102H102ZM112 103H114V102H112ZM119 103V102H118ZM121 103V102H120ZM130 103V102H129ZM128 103V104H129ZM142 103V102H141ZM170 103H173V102H171V100H170ZM182 103V102H181ZM197 103V102H196ZM199 103V102H198ZM240 103V102H239ZM244 103V102H243ZM260 103V102H259ZM8 104V103H7ZM6 103H5V105H7ZM73 104V105H72ZM115 104V103H114ZM122 104V103H121ZM175 104V103H174ZM216 104V103H215ZM233 104V103H232ZM232 104H230V105H232ZM4 105V104H3ZM31 104L29 103V106H30ZM41 105V104H40ZM44 105V104H43ZM55 105V104H54ZM53 105V106H54ZM57 105V104H56ZM60 105H63V104H60ZM64 105H66V104H64ZM99 105V104H98ZM104 105V104H103ZM107 105H110V103L109 104H107ZM117 105V106H116ZM115 105V107H113V109H112V112L113 113H115L114 111H116V109H119V108H116V107H118V105L119 104H116ZM148 105V106H149ZM170 105H171V107H172V110H169L170 109ZM199 105V104H198ZM197 105V106H198ZM222 105V104H221ZM224 105V104H223ZM226 105H228V103L226 104ZM229 105V106H230ZM242 105V104H241ZM248 105V104H247ZM248 105V106H249ZM8 106H9V104H8ZM34 106V105H33ZM45 106H46V104H45ZM44 106V107H45ZM49 106H50V104H49ZM59 106V105H58ZM71 106L73 107V108H71ZM101 106H102V104H101ZM140 106H142L141 104H140ZM194 106V105H193ZM216 106V105H215ZM235 106H237V105H235ZM32 107V106H31ZM30 107V108H31ZM40 107V106H39ZM55 107V106H54ZM54 107H53V109H54ZM100 107V106H99ZM106 107H108V106H106ZM105 107V108H106ZM143 107H144V105H143ZM146 107H147V105H146ZM212 107H214V104H213V106H211V108ZM234 107V106H233ZM241 107V106H240ZM5 108V107H4ZM62 108H64V107H62ZM94 108V109H93ZM224 107H222V109H223ZM235 108H237V107H235ZM234 108V109H235ZM239 108V107H238ZM245 108V107H244ZM248 107H246V109H247ZM2 109V108H1ZM42 109V108H41ZM70 111H69V110ZM123 109V108H122ZM141 109H143V111L144 110H146L144 113L141 111ZM182 109V108H181ZM183 109H187L188 110V108H185L184 106H183ZM207 109V110H208ZM5 110L7 111V108H5ZM9 110V109H8ZM32 110V109H31ZM44 110V109H43ZM50 110V109H49ZM51 110H52V108H51ZM54 110H56V109H54ZM58 110V109H57ZM99 110H101V109H99ZM108 110H110V108H108ZM114 110V111H113ZM123 110H125V109H123ZM126 110V111H127ZM175 112H174V111ZM177 110H178V108H177ZM186 110V111H187ZM211 110H213V109H211ZM216 110V109H215ZM230 110V109H229ZM20 111H22V110H20ZM26 111V110H25ZM47 111V110H46ZM53 111V110H52ZM106 111V110H105ZM118 110H117V114H119L118 112H119ZM171 111H173V112H171ZM189 111H187V112H189ZM191 111H192V113H195V115H192V113H191ZM217 111H219V110H217ZM224 111H225V108H224ZM230 111H232V110H230ZM239 111V110H238ZM250 111H249V113H250ZM10 112V111H9ZM40 112H42V111H40ZM49 112V111H48ZM57 112V111H56ZM58 112H60V110H58ZM111 112V111H110ZM112 112H111V115H112ZM227 112H229V111H227ZM233 112V111H232ZM243 112V111H242ZM0 113H2V112H0ZM11 113V112H10ZM9 113V114H10ZM19 112H17V114H18ZM21 113V112H20ZM24 113V112H23ZM22 113V114H23ZM34 113V112H33ZM61 113H63L62 111H61ZM173 113V114H172ZM184 113V114H185ZM204 113H205V111H204ZM211 113H212V111H211ZM3 114V113H2ZM14 114V113H13ZM16 114V113H15ZM45 114V113H44ZM52 114V113H51ZM56 114V113H55ZM116 114V113H115ZM134 114V113H133ZM132 114V115H133ZM174 114V115H175ZM181 114V113H180ZM182 114H183V112H182ZM184 114H183V117H184ZM214 114H215V116H216V113L214 112ZM226 114V113H225ZM225 114H224V117H225ZM234 114V113H233ZM240 114H242V113H240ZM24 115V114H23ZM22 115V116H23ZM38 115V114H37ZM42 115V114H41ZM66 115V116H67ZM207 115H209V114H207ZM219 115L220 114H218V118H219ZM231 115V114H230ZM229 115V116H230ZM234 115H236V113L234 114ZM3 116H4V114H3ZM9 116V115H8ZM18 116H19V114H18ZM40 116V115H39ZM46 116V115H45ZM47 116H49V115H47ZM113 116H114V114H113ZM113 116H111V117H113ZM120 116V115H119ZM118 116V117H119ZM137 116V117H138ZM179 116H181V115H179ZM198 116V115H197ZM238 116H240V115H238ZM2 117V116H1ZM13 117V116H12ZM20 117H21V115H20ZM58 117V118H59ZM110 117V118H111ZM130 117V118H129ZM227 117V116H226ZM225 117V118H226ZM233 117V116H232ZM10 118V117H9ZM13 118H15V116L13 117ZM25 118V117H24ZM55 118V117H54ZM57 118V117H56ZM109 118V119H110ZM136 118V117H135ZM212 118V117H211ZM225 118H221V119H225ZM229 118V117H228ZM242 118V117H241ZM16 119H20V118H16ZM15 119V120H16ZM37 119V118H36ZM62 119H61V121H62ZM114 119H116V118H114ZM120 119H122V117L120 116V118H119V120ZM169 119L171 120V121H173L172 123H170L169 124V127H168V122H169ZM172 119H174V120H172ZM182 119H184V120H186L185 118H182ZM181 118H180V120H182ZM197 119H198V117H197ZM197 119H196V121H197ZM215 119H216V117H215ZM220 119V118H219ZM231 119V118H230ZM240 119V118H239ZM13 120V119H12ZM17 120V122H19ZM24 120V119H23ZM42 120V119H41ZM44 120V119H43ZM59 120V119H58ZM189 120V119H188ZM187 120V121H188ZM195 120V119H194ZM209 120H210V118H209ZM217 121H219L218 119H216ZM228 120V119H227ZM233 120H236V119H233ZM244 120V119H243ZM3 121V120H2ZM14 121V120H13ZM108 121H109V123H108ZM112 121H113V118H112ZM111 121V122H112ZM192 121V120H191ZM208 121V120H207ZM216 121V122H217ZM221 121H223V120H221ZM230 121V120H229ZM228 121V122H229ZM232 121V120H231ZM240 121V120H239ZM242 121V120H241ZM240 121V122H241ZM245 121V120H244ZM3 122H5V121H3ZM22 122V121H21ZM32 122V121H31ZM43 122V121H42ZM51 122V121H50ZM58 122V121H57ZM195 122V121H194ZM204 122V121H203ZM216 122H214V125L213 126H215V123ZM227 122V121H226ZM234 122V121H233ZM239 122V123H240ZM15 123H16V121H15ZM23 123V122H22ZM25 123H26V121H25ZM39 123V122H38ZM59 123V122H58ZM118 123H116L117 125H118ZM124 123H126V124H124ZM183 123V122H182ZM190 123V122H189ZM189 123H188V125H189ZM192 123H193V121H192ZM201 123V122H200ZM206 123V122H205ZM209 123H211V122H209ZM221 123H223V122H221ZM239 123H238V125H239ZM248 123V124H247ZM250 123V124H249ZM3 124V123H2ZM5 124H6V122H5ZM10 124V123H9ZM21 124V123H20ZM43 124H44V122H43ZM61 124V122L58 124V125H60ZM115 124V125H116ZM127 124L128 125H131V127H132V125L134 124V125H136V127L134 128V130H133V127H132V129H130L129 128V126H127ZM207 124L208 123H206V125L205 126H207ZM231 125H232V123H230ZM11 125V124H10ZM14 125V124H13ZM19 124H17L16 123V126H18ZM27 125H29L30 126V123L29 124H27ZM27 125L25 126L24 125V127L25 128H23V129H26V127H27ZM39 125H42V124H39ZM50 125V124H49ZM127 126L128 127V129H124L123 128V126ZM170 125L172 126L171 128H170ZM177 125L175 126V127H177ZM181 125V124H180ZM180 125H179V127H180ZM186 125V124H185ZM191 125V124H190ZM193 125V124H192ZM204 125V124H203ZM218 125H220V124H218ZM224 125V124H223ZM223 125H220V126H223ZM226 125V124H225ZM237 125V126H238ZM15 126V127H16ZM22 126H23V124H22ZM22 126H20L19 125V127H22ZM67 126V127H66ZM125 126V127H126ZM196 126V125H195ZM210 126H211V124H210ZM227 126V125H226ZM236 126V125H235ZM11 127V126H10ZM43 127V126H42ZM49 127V126H48ZM56 127V126H55ZM60 127V126H59ZM58 127V128H59ZM60 127V128H61ZM126 127V128H127ZM192 127V126H191ZM197 127V126H196ZM196 127L194 128L195 130H196ZM203 127V126H202ZM230 128H234V125H233V127H231V126H229ZM3 127H0V143H1V141L3 140V138H5L4 137V135L2 134V130L4 129H2ZM6 128H7V126H6ZM18 128V127H17ZM27 128H29V127H27ZM39 128V127H38ZM38 128H37V130H38ZM172 129L171 131H170V129ZM178 128V127H177ZM176 128V129H177ZM186 128V127H185ZM189 128V127H188ZM206 128V127H205ZM214 128H216V127H214ZM222 128V127H221ZM238 128V127H237ZM15 129V128H14ZM14 129H12V130H14ZM50 129V128H49ZM192 129H193V127H192ZM219 129H220V127H219ZM229 129V128H228ZM236 129V128H235ZM5 130V129H4ZM19 131H20V129H18ZM28 130V129H27ZM26 130V131H27ZM32 130V129H31ZM42 130V129H41ZM51 130V129H50ZM55 130H56V128H55ZM132 130V131H131ZM178 130H180V128L179 129H177V131ZM189 130V129H188ZM197 130H199V129H197ZM218 130V129H217ZM217 130L216 131H214V132H217ZM226 130V129H225ZM7 130H5L4 131V133L6 132ZM18 131V132H19ZM22 131V130H21ZM45 131V130H44ZM131 131V132H130ZM185 131V130H184ZM213 131V130H212ZM223 131L224 130H222L221 131V133H223ZM234 131V130H233ZM23 132H25V131H23ZM22 132V133H23ZM46 132V131H45ZM50 132V131H49ZM56 132V131H55ZM182 133H183V131H181ZM200 132V131H199ZM202 132V131H201ZM206 131H204V133H205ZM219 132V131H218ZM227 132V131H226ZM14 133V132H13ZM44 133V132H43ZM46 133H48V132H46ZM51 133V132H50ZM179 133V132H178ZM182 133H180V134H182ZM209 133V132H208ZM220 133V132H219ZM34 134V133H33ZM39 134V133H38ZM51 134H54L53 132L51 133ZM179 134V135H180ZM187 134H189L188 133V131H187ZM228 134V133H227ZM232 134V133H231ZM13 135V134H12ZM20 135V134H19ZM23 135H25L24 133H23ZM26 135V136H27ZM40 135H41V133H40ZM45 135V134H44ZM121 135V136H120ZM127 135V134H126ZM215 135V134H214ZM213 135V136H214ZM225 135V134H224ZM15 136V135H14ZM48 136V135H47ZM176 138H177V132H176ZM184 136V135H183ZM198 136V135H197ZM205 136V135H204ZM204 136H203V139H204ZM216 136H217V134H216ZM215 136V137H216ZM232 136V135H231ZM16 138H18L17 136H15ZM14 137V138H15ZM35 137V136H34ZM49 137H50V135H49ZM128 137V138H127ZM194 137H195V135H194ZM226 137V136H225ZM224 137V138H225ZM229 138H230V136H228ZM227 137V138H228ZM15 138V139H16ZM175 138V137H174ZM181 138H182V135H181ZM196 138V137H195ZM233 137H231L229 140L230 141H232L233 139H232ZM32 139V138H31ZM36 139V138H35ZM37 139H38V137H37ZM36 139V140H37ZM40 139V138H39ZM190 139V138H189ZM189 139H186V140H189ZM216 139V138H215ZM232 139V140H231ZM19 139L17 140V141H20ZM33 140V139H32ZM174 140H176V139H174ZM191 140H192V138H191ZM196 141H197V139H195ZM205 140V139H204ZM203 140V142H206V140L204 141ZM218 140V139H217ZM220 140V139H219ZM228 140V141H229ZM33 141H35V140H33ZM42 141V140H41ZM98 141H102L103 143H104V145L106 146V147H104L105 149H102L101 147V150H100V148H98V144H96V148H98V149H96V148H94L95 147V142H97V143H99ZM129 141V140H128ZM130 141H132L131 139H130ZM179 141H181L180 139H179ZM185 141V140H184ZM184 141H182V142H184ZM229 141V142H230ZM3 142H5V141H3ZM2 142V143H3ZM36 142V141H35ZM44 142V141H43ZM188 142V141H187ZM193 142V141H192ZM214 142V141H213ZM220 142V141H219ZM224 142H226V141H224ZM223 142V143H224ZM0 144V175L2 174V173H6L7 171V174H9V169H11V163L10 164H8V160L10 159L9 157H7L6 158V156H10V155H8V154H10V153H14L15 155H17V153H15V152H12L13 151V149H11L12 151L9 153V151H8V153H7V155L6 154H2V150L3 151H5V149H3V147L4 146H2L3 144ZM16 143H18V142H16ZM20 143V142H19ZM39 143V142H38ZM103 143H100L101 145H102V147H103ZM173 143H174V141H173ZM185 143V142H184ZM196 143V142H195ZM6 144H8L7 146H6ZM99 144V145H100ZM131 144V143H130ZM181 144V143H180ZM193 144H194V142H193ZM202 144H204V143H202ZM217 145H218V143H216ZM18 145V144H17ZM41 145H42V143H41ZM100 145V146H101ZM121 145V146H120ZM128 145V144H127ZM199 145V144H198ZM34 146V147H33ZM176 146V145H175ZM179 146V145H178ZM192 146V145H191ZM205 146V145H204ZM232 146H233V143H232ZM17 147V146H16ZM183 147H185V145L183 146ZM195 147H197V146H195ZM194 147V148H195ZM201 147H202V145H201ZM221 149H222V147H223V145L222 146H219ZM234 147V146H233ZM8 148V149H7ZM95 149L94 150V152H93V154L95 153H99V154H101V155H103L102 157H103V159L102 158H98L99 160L100 159H102V160H100V161H98V163H97V167H94V168H92V166H91V164H95V162L94 163H91L90 164V162H89V164H86V163H88L87 162V160L85 161L84 159L87 157V158H89L91 155L90 154H92L90 151V149ZM193 148V149H194ZM204 148V147H203ZM207 148V147H206ZM196 149V148H195ZM228 149H230V150H228ZM232 149V150H231ZM234 149V150H233ZM98 151V152H95V151ZM123 150H122V153H123V155H124V152H123ZM184 150V149H183ZM197 150V149H196ZM195 150V151H196ZM202 150V149H201ZM201 150H199V151H201ZM205 150H207V149H205ZM128 151V152H127ZM191 151V150H190ZM189 151V152H190ZM88 152H90V153H88ZM174 152V151H173ZM173 152H172V154H173ZM202 152V151H201ZM209 153V151H206V153ZM217 152L219 153V154H217ZM4 153H6V152H4ZM125 153V154H126ZM196 153V152H195ZM206 153H204L205 155H206ZM212 153V154H213ZM256 153V154H255ZM49 154H51V155H49ZM94 154V155H95ZM99 154H98V156H99ZM130 154V155H131ZM174 154H178L179 155V153H174ZM199 154V153H198ZM257 154V155H258ZM13 155V154H12ZM14 155V156H15ZM100 155V156H101ZM129 155V156H130ZM178 155H175V158H176V156H178ZM195 155V154H194ZM257 155H256V157H257ZM14 156H11V158L12 157H14ZM18 156V155H17ZM95 156H97V155H95ZM94 156V157H95ZM97 156V157H98ZM122 156V155H121ZM125 156V155H124ZM123 156V159H122V157H121V160H125L124 158H126L128 155L126 154V157H124ZM203 156V155H202ZM260 156V155H259ZM20 157H16L17 159L18 158H20ZM120 157V156H119ZM182 157V156H181ZM9 158V159H8ZM209 158V157H208ZM246 158V157H245ZM14 159H15V157H14ZM89 159H93L92 157L91 158H89ZM95 159V158H94ZM112 159H113V161H112ZM127 159H126V163L124 162L123 164L126 166L127 165ZM178 159H180L179 158V156H178ZM195 159V158H194ZM197 159V158H196ZM206 159H207V157H206ZM209 159V160H210ZM241 159V158H240ZM12 160H13V158H12ZM96 160V159H95ZM109 160H111V161H109ZM129 160H128V162H129ZM173 160H175V159H173ZM177 160V159H176ZM208 160V159H207ZM207 160H205V161H207ZM10 161V160H9ZM18 161V160H17ZM17 161H15V163H19V162H17ZM85 161V164H83L82 165V163ZM90 161V160H89ZM92 161V160H91ZM117 161V160H116ZM120 161V160H119ZM181 161V160H180ZM188 161V160H187ZM253 161V160H252ZM256 161V160H255ZM259 161V160H258ZM262 161V160H261ZM264 161V160H263ZM12 162V161H11ZM93 162V161H92ZM97 162V161H96ZM122 162V161H121ZM196 162V161H195ZM211 161H208V163H210ZM111 163V164H110ZM173 163H176L177 164V161H175V162H172V164ZM180 163V162H179ZM178 163V164H179ZM184 163V162H183ZM190 163V162H189ZM198 163V162H197ZM197 163H195V164H197ZM235 163H237V164H235ZM105 164V165H104ZM177 164V165H178ZM193 164V163H192ZM195 164H193V165H195ZM201 164V163H200ZM203 164V163H202ZM245 164V163H244ZM251 164H253V163H251ZM251 164H250V166H251ZM257 164V163H256ZM261 164V163H260ZM13 165H14V162H13ZM20 165V164H19ZM18 165V166H19ZM114 165H116V163L114 162ZM127 165V166H128ZM167 165H169V167L167 168ZM204 165H205V162H204ZM238 165V166H237ZM255 165V164H254ZM21 166V165H20ZM21 166V167H22ZM105 166V167H104ZM125 167L124 168V170L126 169V168H128V167ZM182 166V165H181ZM15 167H17V166H14V168ZM21 167H18V170L21 168ZM176 167V166H175ZM174 167V168H175ZM183 167V166H182ZM196 168H194V166H193V168L194 169H198L197 168V166H195ZM199 167V166H198ZM255 167V166H254ZM262 167V166H261ZM13 168V169H14ZM23 168V167H22ZM25 168V167H24ZM23 168V169H24ZM166 168V169H165ZM172 169H173V167H171ZM180 168V167H179ZM242 168V167H241ZM240 168V169H241ZM257 168H258V166H257ZM13 169H11L10 170V172H12V173H14L15 174V172L16 171H12ZM21 170L22 172L24 171V170H27V171H29V169H24V170ZM104 169V170H103ZM109 168H107V170H108ZM171 169V170H172ZM252 169V168H251ZM256 168H254V169H252V170H255ZM15 170H17V169H15ZM17 170V171H18ZM176 170V169H175ZM182 170H184V169H182ZM237 170V169H236ZM264 170V169H263ZM27 171L26 172H24V176H25V174H27ZM29 171V172H30ZM111 171V172H112ZM170 170H168V172L167 173H172V172H169ZM185 171V170H184ZM246 171V170H245ZM258 171H259V169H258ZM262 171V170H261ZM20 172V171H19ZM19 172H17V173H19ZM21 172V173H22ZM29 172H28V174H29ZM124 172V171H123ZM189 172V171H188ZM203 172H202V174H203ZM249 172V171H248ZM256 172V171H255ZM4 173V174H5ZM84 174V175H86V179H84V183L82 184V186L84 187V190L82 191V189H81V191L80 192H75V190L74 191H69V190H67V189H70V188H73V187H71L70 186V184H74V182H75V179H74V177H75V175L76 174ZM113 173V172H112ZM173 173H175V172H173ZM195 173V172H194ZM196 173H199L198 172V170L196 171ZM195 173V174H196ZM239 173V172H238ZM245 173H247V171L245 172ZM253 173V172H252ZM260 173V172H259ZM7 174H5L6 176H7ZM13 174V175H14ZM27 174V175H28ZM29 174V175H30ZM111 174V173H110ZM122 174V173H121ZM121 174H120V172H119V176L120 177H122L123 178V176H121ZM199 174H201V173H199ZM201 174V175H202ZM249 174H251V171H250V173ZM5 175L3 176V175H1L2 177H3V179H4V177H5ZM9 175H11V174H9ZM27 175H26V179L25 180H27L28 179V181H29V175H28V178H27ZM108 175V174H107ZM116 175H118L117 173H116ZM163 175H165L164 177H162ZM179 175V174H178ZM192 175H194V174H192ZM239 175V174H238ZM253 175V174H252ZM256 175V174H255ZM263 175H264V173H263ZM15 176V175H14ZM23 176V177H24ZM119 176H117V178L119 177ZM185 176V175H184ZM200 176V175H199ZM211 176V175H210ZM240 176V175H239ZM2 177H0V178H2ZM8 178H11V177H9V176H7ZM21 177V176H20ZM82 177V176H81ZM204 177V176H203ZM206 177V176H205ZM264 177V176H263ZM6 178V177H5ZM13 178V177H12ZM103 178H105V180H103ZM110 179L111 181H110V183H108L109 182V180H108V182L106 181V179ZM178 178V177H177ZM212 178H213V176H212ZM257 178V177H256ZM259 178V177H258ZM2 179V180H3ZM13 179H15V178H13ZM12 179V180H13ZM20 179V178H19ZM172 179V178H171ZM170 179V180H171ZM174 179V178H173ZM198 179V178H197ZM207 179H209V176H208V178ZM216 179V178H215ZM1 180V179H0ZM10 179H6V181H9ZM11 180V181H12ZM22 180V179H21ZM24 180V181H25ZM178 180H180V178L178 179ZM199 180V179H198ZM202 180V181H201ZM205 180H206V178H205ZM210 180H211V178H210ZM261 180V179H260ZM10 181V182H11ZM14 181V180H13ZM13 181H12V184H13ZM16 181H18V177H17V180ZM20 181V180H19ZM18 181V182H19ZM28 181H26V186H29V184H28ZM78 181V180H77ZM209 181V180H208ZM212 181V180H211ZM255 181H257V180H255ZM262 181H264V180H262ZM1 182V181H0ZM9 182V183H10ZM79 182V181H78ZM115 183H116V181H114ZM113 182V183H114ZM168 182V181H167ZM182 182V183H183ZM200 182L201 183H203V178L201 179L200 178ZM204 182H206V181H204ZM213 182V181H212ZM217 182V181H216ZM258 182H261V181H259V179H258ZM257 182V183H258ZM1 183H4V182H1ZM0 183V184H1ZM6 183V182H5ZM14 183H15V181H14ZM25 183V182H24ZM24 183H23V186H25L24 185ZM172 183H173V180H172ZM171 183V185H172V187H174L173 186V184H175V183H173L172 184ZM209 183V182H208ZM256 183V182H255ZM8 184V183H7ZM6 184V185H7ZM12 184L10 183V185L12 186ZM20 184V183H19ZM18 184V185H19ZM167 184H169V186H171L170 185V183H166V187H168V189L167 190H169L170 188H169V186H167ZM177 184H179V182H177ZM176 184V185H177ZM217 184V183H216ZM215 184V185H216ZM2 185V184H1ZM9 185V184H8ZM21 185V184H20ZM74 185H76V184H74ZM212 185V184H211ZM258 185V184H257ZM263 185H264V182H263ZM3 186V185H2ZM5 186V185H4ZM13 186H14V184H13ZM164 186V187H165ZM177 186H179V185H177ZM199 186V185H198ZM205 186V185H204ZM208 186H210V185H208ZM259 186L261 187V185L259 184ZM7 187V186H6ZM82 187V188H83ZM160 187L163 189H160ZM203 187V186H202ZM211 187V186H210ZM217 187H218V185H217ZM247 187H249L248 189L250 190V192H251V194H248V193H246V191H247ZM258 187V186H257ZM0 188H1V186H0ZM3 189H4V187H2ZM8 188V187H7ZM22 188V187H21ZM75 188V187H74ZM199 188L200 187H198V189H197V187H195V190L197 189V190H199ZM204 188V187H203ZM215 188H216V186H215ZM214 188V189H215ZM28 189V188H27ZM160 189V190H159ZM193 189V190H192ZM211 189V188H210ZM243 189H244V191H243ZM245 189H246V191H245ZM251 189H252V184H251ZM254 189H257V188H254ZM259 189H261V188H259ZM5 190V189H4ZM7 190V189H6ZM24 190V189H23ZM77 190V189H76ZM162 190V191H161ZM166 190V191H167ZM172 189H170V191H171ZM174 190V189H173ZM192 190V191H191ZM216 190H217V188H216ZM219 190L217 191V193H219ZM1 191H2V189H1ZM0 191V194L1 193H3V192H1ZM9 191V190H8ZM11 191V190H10ZM19 191V190H18ZM27 191V190H26ZM78 191V190H77ZM159 191H161L159 194H158V192ZM208 191V190H207ZM253 191V190H252ZM261 191V190H260ZM263 191V190H262ZM20 192H23V191H20ZM164 193H165V191H163ZM172 192V191H171ZM171 192H170V195H171ZM196 192H198V191H196ZM249 192V193H250ZM5 193V192H4ZM3 193V194H4ZM13 193V192H12ZM18 193V192H17ZM27 193H28V191H27ZM205 193V192H204ZM208 193H210V191L208 192ZM208 193H207V195H208ZM213 192H211V194H212ZM6 194V193H5ZM26 194V193H25ZM216 194V192H214V195ZM15 195H18V194H15ZM164 195V194H163ZM213 195V194H212ZM6 196V195H5ZM20 196V195H19ZM161 196H162V194H161ZM209 196V195H208ZM220 196V195H219ZM1 197H4L3 195L2 196H0V198ZM8 197H10V195H8ZM8 197H7V199H8ZM16 197V196H15ZM24 197V198H23ZM171 197H174L173 195L171 196ZM213 197H215V196H213ZM12 198H14V196L12 197ZM159 198H160V196H159ZM215 198H217V197H215ZM9 199H11V197L9 198ZM15 199V198H14ZM171 199V198H170ZM169 199V200H170ZM175 199V198H174ZM208 199H209V197H208ZM224 199H226V200H224ZM238 199V198H237ZM2 200V199H1ZM5 200H6V198H5ZM168 200V201H169ZM215 199H213V201H214ZM228 200V201H229ZM3 201V200H2ZM13 201H15V200H13ZM12 201V202H13ZM18 201V200H17ZM172 201H173V198H172ZM172 201H169V202H172ZM202 202V205H198V204H200V203H198V202ZM204 201V200H203ZM210 201H211V199H210ZM213 201H211L212 203H213ZM225 201V202H224ZM231 201V200H230ZM229 201V202H230ZM238 200H237V202H239ZM241 201V202H242ZM256 201V202H255ZM7 202V201H6ZM174 202H173V204H174ZM178 202V203H177ZM206 202V201H205ZM204 202V204H207V206H208V204L209 203H205ZM2 203V202H1ZM5 203V201L3 202V204ZM211 203V204H212ZM216 203V204H217ZM6 204V203H5ZM4 204V205H5ZM11 204V203H10ZM162 204V205H161ZM170 205H171V203H169ZM214 204V203H213ZM221 204H219V206H221ZM223 204V205H224ZM7 206H8V204H6ZM1 206V205H0ZM199 206H202L201 208H199ZM212 206H214V205H211V207ZM219 206H217V207H219ZM238 205H236V207H237ZM209 207V206H208ZM216 207V206H215ZM224 207H225V205H224ZM227 207V206H226ZM225 207V208H226ZM2 208H3V205H2ZM9 209H10V206L8 207ZM8 208H7V210H8ZM213 208V207H212ZM222 208V207H221ZM4 209H5V207H4ZM10 209V210H11ZM176 209V210H175ZM205 209H207V208H205ZM216 209V208H215ZM6 210V209H5ZM5 210L4 211H2L3 213L5 212ZM211 210V209H210ZM219 210V209H218ZM0 211V212H1ZM213 211H216V210H214V208H213ZM221 211V210H220ZM244 211V212H243ZM11 212V211H10ZM11 212V213H12ZM224 212H225V210H224ZM224 212L222 213V214H224ZM8 212L6 211L4 214L6 215ZM157 213H159V216H157ZM204 213V214H203ZM215 214L217 213V212H214ZM213 213V214H214ZM155 214V215H154ZM172 214V213H171ZM173 214H172V216H173ZM220 214V213H219ZM0 215H2V214H0ZM5 215H2L1 216V218H3V219H5L4 217H5ZM203 215H205L204 217L205 218H202V220H199L198 219V216L200 217V216H203ZM234 215L232 216L233 218H234ZM4 216V217H3ZM7 216H9V215H7ZM6 216V217H7ZM155 216V217H154ZM221 215H219V217H220ZM225 216V215H224ZM227 216V215H226ZM228 216V217H229ZM10 217V216H9ZM11 217H12V215H11ZM10 217V218H11ZM217 215H216V219L217 218H219ZM227 217V218H228ZM236 217V216H235ZM230 218V217H229ZM228 218V219H229ZM237 218V217H236ZM215 219V220H216ZM232 219V218H231ZM231 219H230V221H231ZM12 221V222H8V221ZM220 220V219H219ZM221 220H222V218H221ZM224 221H225V219H223ZM227 220V219H226ZM246 221V222H245ZM229 222V221H228ZM236 223V222H235ZM0 224V225H1ZM219 224V223H218ZM224 224H225V222H224ZM223 224V225H224ZM229 225H231L230 223H228ZM227 224V225H228ZM9 225V226H10ZM150 225V226H149ZM226 225V224H225ZM224 225V226H225ZM231 225V226H232ZM3 226H5V225H3ZM32 226V227H33ZM219 226H221V225H219ZM230 226V227H231ZM1 227H2V225H1ZM221 227H223V226H221ZM237 227H236V229H237ZM4 227H2V229H3ZM12 228V229H11ZM225 228V227H224ZM227 228V227H226ZM235 228V227H234ZM240 228H243V229H240ZM1 229V228H0ZM1 229V230H2ZM15 229V230H16ZM9 230H8V227L6 226L5 227V229H3L2 230V232H1V235H0V237L2 236V237H4V238H6V237H8V235H9V233H10V236H12L14 233V231H12V232H9ZM231 230H232V228H231ZM230 230V231H231ZM227 231V230H226ZM7 232H9V233H7ZM20 232V233H19ZM224 233V232H223ZM226 233V232H225ZM7 234V235H6ZM62 234V235H61ZM220 234V235H219ZM18 235V236H19ZM34 235H35V237H34ZM59 235H61V236H64V235H69L68 237L70 238V240L69 239H67V240H69V241H67L66 239V241L68 242H66L67 244H64L63 242V246H60L58 243L60 242V244L62 245V243H61V241H59V238H60V236ZM227 235H223V237L225 236V237H227ZM243 235V236H242ZM6 236V237H5ZM17 236V235H16ZM17 236V237H18ZM20 236V238H22ZM37 236V237H36ZM41 236H44L45 238L43 239V240H46V241H53V244H54V242H55V240H58V243H55L52 247L51 246H49L48 248H50V250L48 251L47 249L48 248H45V249H39L40 247H38V246H40V245H42V244H39V243H41V242H43V240H41V242H39V240L41 239ZM40 237V238H39ZM67 237V236H66ZM221 237H222V235H221ZM10 238V237H9ZM8 238V239H9ZM21 239V241L22 240H25V239ZM234 238H232V240H234L232 243V245H231V241H229L230 242V247H232L233 245H234V243H236V245L239 243V240H237V239H234ZM243 238H240V242H241V240L243 239ZM2 239V238H1ZM0 239V240H1ZM14 239H15V236H14ZM17 239V238H16ZM15 239V240H16ZM62 239H64V237L62 238ZM228 239V240H229ZM10 240H13V239H11L10 238ZM14 240V241H15ZM18 240V239H17ZM38 240V241H37ZM64 240V241H65ZM5 241H8V240H5ZM46 241H44V244L45 245H43V246H46ZM237 241H238V243H237ZM2 242H3V239H2ZM1 242V243H2ZM11 242V241H10ZM19 242H20V240H19ZM57 242V241H56ZM244 244H245V241H242ZM4 243V242H3ZM12 243V242H11ZM17 243V242H16ZM50 243V242H49ZM223 243V244H222ZM8 244H10V243H8ZM8 244H0V264H6V263H8V264H12L13 262H15V261H13L14 259L16 260V259H18V258H14L15 257V255H14V252H13V250H18V249H16L18 246H14L15 248L14 249H12L13 247H12V244L10 245L12 248L11 249H9L10 247H7V246H9ZM21 244H19V245H21ZM48 244V243H47ZM18 245V244H17ZM50 245H52L51 243H50ZM227 245H228V243H227ZM226 245V246H227ZM240 246H241V244H240ZM244 246H246V245H243V248H244ZM19 247H21V246H19ZM18 247V248H19ZM37 247V248H36ZM247 247V248H248ZM42 248H44V247H42ZM229 248V247H228ZM234 248V247H233ZM247 248H245V249H247ZM227 249V248H226ZM230 249V248H229ZM229 249H228V251H229ZM237 249V248H236ZM245 249H243V250H245ZM20 250H23L22 248L20 249ZM20 250H18L19 251V253H18V251H17V253L18 254H22V253H20L21 251ZM23 250V251H24ZM27 251H24V253H25V255H27ZM228 251H226V252H228ZM236 251V250H235ZM246 251V250H245ZM245 251H243L242 253H241V255L240 256H242V254L245 252ZM238 252V251H237ZM237 252H236V254H237ZM240 252V251H239ZM238 252V253H239ZM229 253V252H228ZM15 254H16V252H15ZM18 254H16L17 256H19ZM236 254H235V256H236ZM240 254V253H239ZM245 254H247V253H244L243 255H245ZM229 255V254H228ZM225 257H226V254L224 255ZM239 256V258H241ZM247 256H248V254L246 255V258H247ZM224 257V258H225ZM234 257V256H233ZM249 258V257H248ZM26 259H27V257H26ZM219 259L221 260V262L219 261ZM233 259H235V258H233ZM23 260H24V257H23ZM227 260V258L225 259V260H223V261H228ZM17 262L19 261V260H16ZM218 261V262H217ZM229 261V262H230ZM21 263V262H20ZM19 263V264H20ZM24 263H21V264H24ZM227 264H229L228 262H226ZM232 263V264H233ZM13 264H16V263H13ZM223 264V263H222ZM231 264V263H230Z\"/></svg>","mask_w":264,"mask_h":264},{"label":"rangeland","instance_id":"2","mask_svg":"<svg viewBox=\"0 0 264 264\" xmlns=\"http://www.w3.org/2000/svg\"><path fill=\"white\" fill-rule=\"evenodd\" d=\"M103 1H104V3H105V0H98V3L97 2H94L93 4L94 5H96V3H97V5L95 6V8L97 7H102L103 8V10H101V7L100 8H98V9H100L102 12V14L101 13H99L100 12V10H99V12L98 13H96V11L98 10L97 8V10L95 9V8H93V4H86L85 5V8L86 7H88L89 9L87 10V8H86V10L89 12H91L90 14L88 13V12H86L83 8H84V5L83 6H80V7H78V6H75V7H70L71 9L73 8L74 10L71 12L72 13V15H75V17L73 18H71V13L68 11V14L66 13V14H64V15H66V16H63V15H61V16H59V17H61V20H58L57 19V22H55V23H53L54 24V26H58V25H60L62 22H64V21H62V17L64 18V19H66V17H67V19H66V21L67 20H69V21H67V23L69 22V24H62V25H60V26H58L55 30H57V31H54V29L53 30H51L50 29V31H49V27L51 28L52 26H53V24H51V25H47V26H45L44 28H41V29H44V30H46L47 32L46 33H42L41 34V31H43V30H41L40 31V29H38V36H39V34H40V37H37L36 38V34L37 33H35L36 32V30L33 32V34H35V36L33 35V34H31L32 35V37L34 36L35 38H34V42L33 41H31V38H30V42H28L27 44H26V46H25V48L23 47V48H21V47H18V49H17V51H19V54L17 55V53L18 52H16V56H12V55H14V53H15V51H14V53L12 54V53H10V54H8L10 57H8L7 55V57L8 58H6L5 59V57L6 56H1L0 57V65H2V67L0 66V90H2V92L0 91V112H2L3 114H4V116H3V114L2 113H0V127H3L5 130H7L5 133H4V129L2 130L3 132H2V134L4 135V137L5 138H3V140L1 141V143L3 142V141H5V142H3L2 144V146H4L3 147V149H5L6 147H5V143H10L9 141H7L8 139L9 140H11L10 138L12 137V140L14 139V141H15V144H16V146H15V148L14 149H17L18 148V150H20L19 149V147L18 146H20V147H22L23 146V139H22V142H21V137H27L28 138V136L30 135H27L28 133H31V138L33 139V140H35V141H33L31 138H28V139H30L31 140V144L32 145H34L35 147H39L40 149H41V147H43V145H45V144H47V140H46V137H47V139H51L52 138V136H53V139L55 138L54 136H58V134H56L57 132L58 133H60L58 130L60 129H63L64 128V123L65 124H67L66 122H68L66 119H68V111L67 110H65V112L63 111L65 108L67 109V104L68 103H70V102H72V101H70L69 102V100H74L75 101V99L73 98L72 99V97L74 96L75 97V95L74 94H78V92H75V91H77V89H78V87H77V84L79 83V80L81 81H85L86 83L85 84H92V85H95V86H97V84H98V86L97 87H100V85L102 86L101 88H102V91L101 90H98V91H101V93H102V95L100 94V92L98 93H96L97 94V96L94 94V96H92L91 95V97H94L95 98V96H96V99H92V101L94 100V104L95 105H93V107L95 106L96 108H95V110L94 111H96V109H101V110H97V112H95V113H98V111H101V112H99L98 114H101L102 112H108L109 114H110V117L111 116H113V114H114V116L113 117H108L107 115H105V114H108V113H102L101 115H104V117L105 118H107L108 117V119L107 120H109L110 121V123H114V122H116V123H118L117 121H119V123L121 122V120L123 121V119H125L127 116H129L130 115V112H131V109L129 108L128 109V107H130V106H128L127 108H125L127 105H130L132 102H134L133 100L134 99H138V97L140 96L141 97V99H140V104L142 105V106H140V104H139V107H137V108H139L138 110L139 111H137L138 113L137 114H140L141 112H140V107L141 108H148V107H150V105L149 104H152V103H150V102H148L147 104H144V101L143 100H146V99H148L147 97H148V95L147 94H149V93H156V94H158V99L157 100H155L157 103H163V100H164V103H169V104H173L172 106H175V107H173L174 108V110H175V108H176V110L175 111H177V112H180L181 110H183V111H181L180 113H179V115H181V116H179V115H176L173 111H171V112H173L172 114V117L171 118H174V119H177L176 117H178L179 119H177L176 120V122H178V120L179 121H181L180 123L178 122V125H177V123H176V125H177V127H175L176 125H175V123L173 122V121H171L170 119H169V122H168V127H169V124L170 123H172L173 122V125H174V127L173 128H175V129H170L172 126L170 125V131L172 130V131H174V130H176L175 132H173L172 133V135H174L172 138H173V140H172V145L171 146H173V151H172V148L170 149L171 150V156L172 155H174V156H172V158L173 159H175V160H173L172 159V162H175V161H177V164L176 163H173L172 164V162H171V165H170V167H169V165H167V168H168V170H170L169 172H172V173H167L168 172V170L166 169L165 170V172H163V174H167V176L171 179H167V177H165L166 178V180L168 181H162V182H166V183H170V185H171V183H172V180H173V183H175V184H173V186L175 185L176 186V188H180L181 187V185L183 186V187H181L180 189H184L185 188V183H186V181H185V179L187 180L190 176H198V177H196L195 179H196V181H195V185H197V186H195V187H197V189H198V187H200L199 188V190H195V187L191 190L192 192H195V194L196 195H198V196H201V197H203L204 199V201L202 200V202H203V205H202V202L200 201V202H198V203H200V204H198V205H202V206H205V208H207V209H205V208H203L204 210H207L210 214H209V216H212V215H214L215 216V218H213V220L215 221V224H216V221L219 223H217V225H218V227H220V229L218 228V232H220V234L222 235V237H221V235H220V238H221V240L222 239H224V238H228V237H230V234H234L235 232H236V230H239V228L237 227V226H239L240 225V223H243L242 222V219L243 220H246V219H244V216L243 215H246L245 213H242L241 215H240V213H237V214H239L241 217H242V219L240 218V216L238 217L237 216V214L236 215H234V214H231L230 213V215H234V218L232 217V216H229V212H231V210L230 209H236L237 211L239 210V207L241 206L240 204H242V203H244V201H242V200H240L239 201V197L237 196V198L235 199V195L236 194H239L238 192L237 193H234V196H232L233 197V199H228L227 200V202L224 204L225 205V207H224V205L223 204H221L222 202H223V197L224 196H226V195H224L223 193H222V191H220L219 189H220V185L221 184H219V182L220 181H218L219 180V177L218 176H215L216 174L214 173V172H212L213 174H215V175H213V174H208L207 175V173H204L203 171V174H202V172H200L201 170H202V168H203V170L204 169H206L208 166H210V168L213 170V161L210 159L212 156H214V153L213 152H215V155H216V151H219L220 150V152L221 151H223V149L226 147V146H228L229 144H230V146H228L229 148H235L236 147V145H235V139H234V137H237V135H235V133L237 132V134H238V129H239V127L241 126V124H242V122L243 123H246V122H251V121H253V119L255 118V115H252V113H251V111H250V105H254V106H258V104H259V106H261L262 105V103H261V94L260 93H262L261 92V90H260V88L258 89L257 87V90H260V92L259 91H257L256 90V88H249L248 90L246 89V88H242V90H241V88H238V89H235L236 91H237V93H235L236 91L234 90H229L228 92H229V94H228V96L230 95V92H232L231 93V96L234 98V99H232V97L230 96V97H228L227 95L225 96V99L222 97V96H219V94H216L217 92H215V90L213 89V88H211L210 86H209V83H208V77L207 76H209L210 74H211V72H212V70L213 69H218L219 67H222V62L224 61V60H234L235 59V57H234V55L233 54H237V51L238 52H242L243 50V54H245V55H248V56H250L249 55V53L251 52V53H254L255 52V50H254V52H253V50L252 49H255V48H253L254 46V44H256L257 42H258V40H261V39H263L264 37H262L264 34V0H243V1H241V0H227V2H226V0H194L195 2H197L196 4L197 5H195L194 4V1L193 0H189V2H188V0H183V2H180V1H182V0H150V1H147V0H139V1H136V0H112V1H110V0H106V6H102V5H105L104 3H103ZM109 1V2H108ZM125 1V2H124ZM128 1V2H127ZM135 1L136 2H138V3H136L137 5L135 6ZM143 2L142 4H141V2ZM156 1V2H155ZM159 1V2H158ZM167 1H168V3H167ZM171 1V2H170ZM175 1V2H174ZM184 1H185V3H184ZM192 1V2H191ZM199 1H201V2H199ZM102 2V3H101ZM114 4V6L112 7V3ZM120 2V3H119ZM147 2V3H146ZM150 2H151V4H150ZM152 2H154V3H152ZM157 2L159 3V4H157ZM173 2V3H172ZM203 2V3H202ZM221 2V3H220ZM226 2V3H225ZM240 2V3H239ZM246 2H247V4H246ZM259 3V4H257V3ZM99 3L101 4L100 6H99ZM110 3V4H109ZM164 4V7L166 8L168 5H170V6H168L166 9H168V12L166 11V9L163 7V6H159V5H162V4ZM179 3V4H178ZM189 3V4H188ZM193 3V4H192ZM200 3V4H199ZM212 3V4H211ZM109 4V5H108ZM124 4V5H123ZM140 4V5H139ZM150 4V6H151V8H149L150 6H148ZM153 4V5H152ZM154 4H157L156 6L158 7V9H157V7L154 5ZM174 4V5H173ZM182 4V5H181ZM242 4V5H241ZM139 5V7L137 8V6ZM142 5V6H141ZM180 5H181V7H180ZM199 5V6H198ZM224 5H225V7H224ZM240 5V6H239ZM262 5V6H261ZM141 6V7H140ZM145 6H148V7H146L145 8ZM154 6L156 7V9H157V11L155 10V8H154ZM174 6V7H173ZM177 6V7H176ZM184 6H187V9H186V7H184ZM194 6V7H193ZM198 7V9H197V7ZM223 6V7H222ZM254 6H256V7H254ZM258 6V7H257ZM81 7H83V8H81ZM90 7H91V9H90ZM109 7V8H108ZM112 7V8H111ZM161 7H163V8H161ZM190 9H189V8ZM246 9H245V8ZM251 7V8H250ZM253 7V8H252ZM262 9H261V8ZM77 8V11H78V8H79V10L81 11H79L78 13H77V11H76V13H73L74 11H75V9ZM105 8V9H104ZM113 8H115V9H113ZM145 8V9H144ZM148 8V9H147ZM173 8H174V10H173ZM179 8V9H178ZM184 8V9H183ZM218 8V9H217ZM250 8V9H249ZM93 9V10H92ZM94 9L96 10L95 11V14H94ZM107 9H108V12H109V14H111V16L108 14V12H107ZM113 9V10H112ZM143 9L144 10H146L147 11V14H145V12L146 11H144L143 12ZM159 9H161V11L159 10ZM163 9H164V11H163ZM189 9V10H188ZM227 11H226V10ZM260 9H261V12H258V11H260ZM111 10V11H110ZM139 10H141V13H139L140 11ZM149 10H151V11H149ZM153 10V11H152ZM155 10V11H154ZM170 10L172 11L171 13H170V15H169V12H170ZM176 10V11H175ZM192 10V11H191ZM217 10H219V11H217ZM231 10V11H230ZM242 10V11H241ZM247 10L249 11V12H247ZM252 10H254V11H252ZM83 11H84V13L85 14H89V15H85L84 13H83ZM93 11V12H92ZM107 12V15H104L105 13ZM139 11V12H138ZM149 11V12H148ZM186 11V12H185ZM208 11V12H207ZM211 11V12H210ZM212 11H213V13H212ZM244 11V12H243ZM257 13H256V12ZM262 11H263V13H262ZM156 12V13H155ZM161 14H160V13ZM173 12H175V13H173ZM191 12V14H189ZM203 12V13H202ZM215 12V13H214ZM81 13L82 14H84L83 16H81ZM92 13H93V15H92ZM143 13V14H142ZM163 13H164V16H163ZM180 13V14H179ZM185 13H186V15H185ZM195 13V14H194ZM199 13V14H198ZM208 13V14H207ZM211 13H212V15H211ZM232 14V16H231V14ZM248 15H247V14ZM255 13V14H254ZM262 15H261V14ZM100 14V15H99ZM141 14L142 15H144V16H141ZM177 15V20H176V15ZM213 14H215V16L213 15ZM221 14V15H220ZM226 14H228V15H226ZM256 14H258V16H256ZM69 15V16H68ZM78 15V16H77ZM79 15L81 16V18L82 17H84L85 18V16L86 17H88V19L90 20V21H92V22H90L89 23V20L87 21L86 20V18H85V20H84V18L83 19H80V21H78L79 20ZM95 15V16H94ZM101 15H103L102 17H101ZM125 15H126V17H125ZM161 15H162V17H161ZM167 15V16H166ZM169 15V16H168ZM173 17H172V16ZM188 15V16H187ZM191 15V17H189ZM197 15H199V16H197ZM201 15H203V16H201ZM220 15V16H219ZM225 15V16H224ZM229 15H230V17H229ZM244 15V16H243ZM250 15V16H249ZM89 16H91L90 18H89ZM105 16H107V18L105 17ZM109 16V17H108ZM120 16H121V18H120ZM123 16V17H122ZM171 16V18H172V20L170 19V18H168V17H170ZM181 16V17H180ZM194 16V17H193ZM196 16H197V20L195 19L196 18ZM217 16H218V18H217ZM68 17H70V19H68ZM78 17V18H77ZM99 17H100V19H99ZM159 19H158V18ZM160 17H161V19H160ZM188 18V19H186V18ZM203 17V18H202ZM205 17V18H204ZM210 17V18H209ZM216 17V18H215ZM260 19H259V18ZM75 18H77V19H75ZM95 18V19H94ZM169 20V21H172V22H169L167 19ZM175 18V20H173ZM223 18V19H222ZM235 19V20H233V19ZM246 18V21L244 20ZM257 18V19H256ZM262 18V19H261ZM63 19V20H64ZM72 19H73V21H75L74 23H73V21H72ZM75 19V20H74ZM126 19V20H125ZM165 19L166 21V23L163 21V20ZM182 19H185V20H182ZM194 19V20H193ZM203 19V20H202ZM208 21H206V20ZM211 19H213V20H211ZM100 20V21H99ZM105 20V21H104ZM116 21V22H114V21ZM123 20V21H122ZM129 22H128V21ZM162 20V21H161ZM182 20V21H181ZM187 20V21H186ZM192 20V21H191ZM196 20V21H195ZM211 20V21H210ZM218 20V21H217ZM221 20H223L222 22H221ZM226 20H227V22H226ZM232 20H233V22H232ZM249 20V21H248ZM255 20V21H254ZM258 20H260V21H258ZM58 21H62L61 23H59ZM65 21V22H66ZM71 21H72V23H71ZM82 21V22H81ZM160 21V22H159ZM174 21H176V22H174ZM186 23H185V22ZM198 21H200V22H198ZM202 21V22H201ZM220 21V22H219ZM263 21V22H262ZM64 22V23H65ZM94 22V23H93ZM96 22V23H95ZM100 22H102V23H100ZM105 22V23H104ZM123 22V23H122ZM130 22H131V24H130ZM162 22H163V24H162ZM181 24H183V22H184V24L182 25H180L179 23ZM190 22V23H189ZM192 22V23H191ZM196 22H197V24H196ZM210 22V23H209ZM219 22V23H218ZM224 22H226L225 24H226V26H225V24H223ZM232 22V23H231ZM253 22V23H252ZM255 22V23H254ZM257 22V23H256ZM82 23H84V24H82ZM88 23H89V27H87L88 26ZM98 23V24H97ZM111 23V24H110ZM114 23H116V24H114ZM122 23V24H121ZM125 23V25H123ZM127 23H129V24H127ZM159 23V24H158ZM165 23V24H164ZM172 24V23H176V25H175V27L173 26V24L172 25H169V28H170V30H169V28H168V30H166L167 29V26H168V24ZM177 23H178V25H177ZM201 25H199V24ZM221 23V24H220ZM229 23H230V25H229ZM248 25H247V24ZM251 23V24H250ZM259 23V24H258ZM71 24H73V25H71ZM79 24V25H78ZM90 24H91V26H90ZM107 24H109V25H107ZM113 24V25H112ZM127 24V25H126ZM143 26H142V25ZM166 24H167V26H166ZM191 24H194V26H192ZM202 24H204V25H202ZM212 24V25H211ZM235 24V25H234ZM77 25V26H76ZM85 25V26H84ZM87 25V26H86ZM106 25H107V27H106ZM140 25V26H139ZM165 25V26H164ZM196 25V26H195ZM209 25V26H208ZM228 25V26H227ZM233 27H232V26ZM255 25V26H254ZM257 25V26H256ZM54 26H53V28H54ZM75 28H74V27ZM93 26V27H92ZM105 26V27H104ZM112 28H111V27ZM120 26V27H119ZM125 27L126 26V29L125 28H123V27ZM129 26V27H128ZM165 27V29L164 28H161V27ZM184 27V30H183V27ZM206 26H207V28H206ZM214 26H216V27H214ZM231 26V27H230ZM259 26V30L258 31H256L257 30V27ZM261 26H263V27H261ZM59 27H61V30L59 29ZM62 27H63V29H62ZM77 27V28H76ZM87 29H86V28ZM92 27V28H91ZM95 27V28H94ZM104 27V28H103ZM109 27H110V29H109ZM197 27H198V29H197ZM201 27V28H200ZM219 29H218V28ZM226 27V28H225ZM262 29H261V28ZM90 28V29H89ZM106 28V29H105ZM114 28V29H113ZM116 28H118V30L116 29ZM182 28V29H181ZM197 30V32H196V30ZM199 28H200V30H199ZM204 28V29H203ZM211 28V29H210ZM222 28V29H221ZM229 28V29H228ZM232 28H233V30H232ZM245 28V30H242V29H244ZM92 29H94V32H93V30ZM109 31H108V30ZM119 29H121V30H119ZM140 29H141V31H140ZM176 29V30H175ZM193 29V30H192ZM216 29V30H215ZM225 29V30H224ZM59 30V31H58ZM105 30H107V31H105ZM124 30V31H123ZM126 30H129V32L131 33V35H130V33L128 32V31H126ZM144 30V31H143ZM146 30V31H145ZM175 30V31H174ZM180 32H178V31ZM190 32H189V31ZM211 30H213V31H211ZM249 30V31H248ZM254 30H255V33H254ZM40 31V32H39ZM104 31V32H103ZM115 31V32H114ZM119 31L121 32V33H119ZM123 31V32H122ZM126 31V32H125ZM132 31H133V33H132ZM162 31V32H161ZM167 31V32H166ZM186 31H187V34H186ZM219 33H218V32ZM230 31V32H229ZM248 33H247V32ZM49 32H50V34H49ZM52 32V33H51ZM56 32V33H55ZM59 32V33H58ZM107 32V33H106ZM110 32V33H109ZM113 32V33H112ZM160 32H161V34H160ZM172 32V33H171ZM174 32V33H173ZM177 32V33H176ZM192 32V33H191ZM227 32V33H226ZM234 32H235V34H234ZM236 32L238 33V34H236ZM252 32V33H251ZM58 33V34H57ZM61 33V34H60ZM119 35H118V34ZM124 33H125V35H124ZM163 33V34H162ZM167 35H166V34ZM179 33V34H178ZM190 35H189V34ZM218 33V34H217ZM230 35H229V34ZM231 33H233V36H232V34ZM245 33V34H244ZM261 34V35H259V34ZM44 34V35H43ZM48 34V35H47ZM56 34V35H55ZM101 34H103V35H101ZM104 34L106 35V37H108V38H106L105 36H104ZM181 34V35H180ZM195 36V38H194V36ZM212 34V35H211ZM215 34H216V36H215ZM228 34V35H227ZM251 34V35H250ZM30 35V36H31ZM54 35V36H53ZM118 35V36H117ZM177 35H178V37H177ZM184 35H187V37L185 36L184 37ZM226 35V36H225ZM235 35V36H234ZM237 35V36H236ZM240 35V36H239ZM249 35V36H248ZM254 35V36H253ZM95 36H96V38L97 39H95ZM100 37V40H99V37ZM102 36V37H101ZM129 36V37H128ZM163 38H162V37ZM166 36V37H165ZM167 36H170V37H168L167 38ZM173 37V39H172V37ZM183 36V37H182ZM215 36V37H214ZM221 36V37H220ZM231 36V37H230ZM254 38H253V37ZM43 37V38H42ZM50 37V38H49ZM52 37V38H51ZM58 37V38H57ZM217 37V38H216ZM225 37V38H224ZM229 39H232V40H228V38ZM39 38V39H38ZM60 38V39H59ZM93 39V41H92V39ZM102 38V39H101ZM105 38V39H104ZM167 38V40H162V39H166ZM170 38V39H169ZM181 38V39H180ZM183 38H184V40H183ZM191 38V39H190ZM238 38V39H237ZM248 38H249V40H248ZM251 38V39H250ZM49 39H51V40H49ZM54 39H55V41H54ZM106 39H107V41H106ZM178 39V40H177ZM186 39V40H185ZM190 39V40H189ZM198 39V40H197ZM247 39V40H246ZM258 39V40H257ZM56 40H58L57 41V43H56ZM97 40H99V41H97ZM116 40H117V42H116ZM170 40H172V41H170ZM177 40V42H175ZM196 42H195V41ZM225 40V41H224ZM239 40V41H238ZM254 40V41H253ZM37 41V42H36ZM45 42V45H43L44 44V42ZM91 41V42H90ZM96 41V42H95ZM112 41H114V43L112 44V43H110V42H112ZM168 43H167V42ZM185 41V42H184ZM232 41V42H231ZM235 41H238V43L236 42V43H233V42H235ZM248 43H247V42ZM251 43H250V42ZM257 41V42H256ZM31 42H33V44L31 43ZM36 42V43H35ZM48 42V43H47ZM50 42V43H49ZM53 42V43H52ZM93 42H94V44H93ZM106 43V45H109V46H106L105 45V43ZM109 42V43H108ZM160 42V43H159ZM170 42V43H169ZM178 42L180 43V44H178ZM208 42H210V43H208ZM214 42V43H213ZM244 42H246V43H244ZM35 43V44H34ZM47 43V44H46ZM91 43V44H90ZM103 43H104V45H103ZM176 45H175V44ZM183 43V44H182ZM204 43H205V45H204ZM220 43H223V45L222 44H220ZM228 43H230V44H228ZM243 43V44H242ZM37 44V45H36ZM89 44V45H88ZM98 44V45H97ZM111 44V45H110ZM115 44H117V45H115ZM166 44V45H165ZM172 44V45H171ZM202 44V45H201ZM241 46V45H247L248 47L249 46H252V47H249V48H251V50L250 49H248V48H244L245 46H242V47H240L239 45ZM252 44V45H251ZM48 45H50L49 47H48ZM100 45V46H99ZM138 47H137V46ZM178 45V46H177ZM181 45H182V47H181ZM194 45H195V47H194ZM199 45V46H198ZM210 45V46H209ZM228 45V46H227ZM236 45V46H235ZM30 46V47H29ZM42 46H43V49L44 48H46V49H42ZM53 46H54V48H53ZM104 46V47H103ZM106 46V47H105ZM111 46V48H109ZM134 46H135V48H134ZM161 46V47H160ZM165 46V47H164ZM221 46H225V47H221ZM226 46H227V49H226ZM240 48H239V47ZM246 46V47H247ZM256 46V45H255ZM96 47H98V48H96ZM113 47V48H112ZM122 47V50H124V51H121V49L120 48ZM172 47H174L173 49H172ZM187 47H188V49H187ZM206 47V50L205 49H203V48H205ZM220 47V48H219ZM229 47H233L232 48V50H234V49H236V50H234V51H232V50H228L229 49ZM236 47V48H235ZM23 49V50H21V49ZM35 48V49H34ZM38 48H40V49H38ZM108 48V49H107ZM116 48V49H115ZM123 48H126V49H123ZM132 48H133V50H132ZM137 48V49H136ZM139 48V49H138ZM165 48V51H163V49ZM179 48V49H178ZM184 48H186V50H184ZM191 48H193L192 50H191ZM199 50H198V49ZM215 50H214V49ZM221 48H222V50H221ZM230 48V49H231ZM239 48V49H238ZM26 49V50H25ZM112 49L113 50H115V52L114 51H112ZM159 49H160V51H163V52H160L159 51ZM162 49V50H161ZM183 49V50H182ZM198 51V52H196V50ZM207 49H208V51H207ZM213 49V50H212ZM220 49V50H219ZM226 51H225V50ZM240 49H242V50H240ZM41 50V51H40ZM51 50V51H50ZM56 50V51H55ZM118 50V51H117ZM142 50V51H141ZM144 50H145V52H144ZM147 50V51H146ZM173 50V51H172ZM203 50V51H202ZM245 50H250V51H245ZM20 51H23V53L24 54H22V52H20ZM38 53H37V52ZM58 51V52H57ZM110 51H112V52H110ZM119 51H121V52H119ZM130 51H131V53L132 54H129L130 53ZM134 51H135V53H134ZM137 51V52H136ZM139 51V52H138ZM158 51V53H155V52H157ZM176 51H178L177 53H175ZM179 51H181L182 52V54H181V52L179 53ZM205 51V52H204ZM215 53H214V52ZM222 51V52H221ZM232 51V52H231ZM27 52V53H26ZM110 52V53H109ZM117 52V53H116ZM148 52V53H147ZM165 52V54H163ZM169 52H170V55H169ZM194 54H193V53ZM196 52V53H195ZM208 52V53H207ZM213 52V53H212ZM221 52V53H220ZM245 52V53H244ZM62 53H63V56H61L62 55ZM108 53L110 54V55H108ZM133 53L135 54L134 56H133ZM144 53H146V54H144ZM151 53V54H150ZM168 53V54H167ZM185 53V54H184ZM223 53V54H222ZM226 55H225V54ZM247 53V54H246ZM29 54V55H28ZM36 54V55H35ZM66 54V55H65ZM69 56H68V55ZM114 54V55H113ZM129 54V55H128ZM142 54H144V55H142ZM155 54V55H154ZM158 54V55H157ZM161 54V55H160ZM173 54V55H172ZM182 56H181V55ZM192 54H193V56H192ZM206 54V55H205ZM235 54V55H236ZM28 55V56H27ZM60 55V56H59ZM106 55V56H105ZM113 55V56H112ZM123 55V56H122ZM125 55H126V57H125ZM132 55V56H131ZM136 55H139L137 58L138 59H136ZM149 55V56H148ZM154 55V56H153ZM159 55H160V57H159ZM168 55V56H167ZM175 55V56H174ZM178 55H180V56H178ZM184 55V56H183ZM185 55H187V56H185ZM189 55V56H188ZM200 57H199V56ZM204 55V56H203ZM214 56V58L212 57V56ZM252 55V54H251ZM25 56V57H24ZM46 56V57H45ZM50 56V57H49ZM54 56V57H53ZM55 56H56V58L58 57V59L56 60V58H55ZM66 56V57H65ZM108 56V57H107ZM110 56H112V58H110ZM144 56H146L147 57V59H146V57H144ZM156 56V57H155ZM165 56V57H164ZM174 56V57H173ZM177 56V57H176ZM232 56H233V58H232ZM13 57H14V59H13ZM61 57V58H60ZM62 57H64L65 58V60H64V58H62ZM77 57V58H76ZM128 57V58H127ZM131 57V58H130ZM133 57V58H132ZM144 57V58H143ZM153 57H155V58H157V59H155V58H153ZM169 59H168V58ZM171 57V58H170ZM180 57H182V58H180ZM183 57H184V59L185 60H183ZM186 57V58H185ZM191 59H190V58ZM196 57H198V58H196ZM10 58H12V59H10ZM39 58V59H38ZM43 58V59H42ZM45 58H46V60H45ZM48 58V59H47ZM50 58V59H49ZM54 58V59H53ZM61 59V61H60V59ZM67 58V59H66ZM110 58V59H109ZM121 58H123V62H122V59ZM130 58V59H129ZM142 60H141V59ZM163 58V59H162ZM175 58V59H174ZM178 58V59H177ZM221 58V59H220ZM223 58V59H222ZM7 59H9V60H7ZM19 59V60H18ZM24 59V60H23ZM115 59V60H114ZM116 59H118V60H116ZM133 59V60H132ZM158 59H160L159 61H158ZM168 59V60H167ZM171 59V60H170ZM181 59V60H180ZM186 59H188V60H186ZM197 59V61H195ZM205 61H204V60ZM220 60L219 62H218V60ZM7 60V61H6ZM16 60V61H15ZM21 60V61H20ZM23 60V61H22ZM107 60V61H106ZM111 60V61H110ZM119 60H120V62H119ZM127 60V61H126ZM132 60V61H131ZM135 60V61H134ZM140 60V61H139ZM146 60H148L147 62H148V64H147V62H146ZM166 60H167V62H166ZM173 60V61H172ZM179 60V61H178ZM193 60V61H192ZM223 60V61H222ZM4 61V62H3ZM37 61V62H36ZM43 61V62H42ZM46 61V62H45ZM54 63H53V62ZM59 61V62H58ZM101 61L103 62V63H101ZM105 61V62H104ZM118 62V63H116V62ZM138 61V62H137ZM143 63H142V62ZM164 61V62H163ZM175 61H177V62H175ZM181 61V63L184 65L185 63V65H184V67H182L181 66V63H178V62H180ZM184 61V62H183ZM247 61V60H246ZM22 62V63H21ZM40 62V63H39ZM48 62H50V63H48ZM75 62V63H74ZM107 62V63H106ZM111 62V63H110ZM130 62V63H129ZM140 62V63H139ZM145 62V63H144ZM155 62V63H154ZM157 62V63H156ZM163 62V63H162ZM170 62V63H169ZM193 62V63H192ZM200 62V63H199ZM204 62V63H203ZM10 63V64H9ZM14 63H16V64H14ZM19 63V64H18ZM52 63V64H51ZM64 63V64H63ZM97 63H99V64H97ZM106 65H105V64ZM112 63H114V64H116V65H111ZM121 63V64H120ZM123 63L125 64L124 66H123ZM136 63H137V65H136ZM160 63H161V65H160ZM188 63V64H187ZM192 63V64H191ZM195 63V64H194ZM197 63V64H196ZM199 63V64H198ZM202 63V64H201ZM219 63V64H218ZM224 63V62H223ZM8 64H9V66H8ZM23 64V65H22ZM30 64V65H29ZM45 64V65H44ZM56 64H57V66H56ZM58 64H60V65H58ZM63 64V65H62ZM76 64H78L77 66L78 67H76ZM102 64V65H101ZM118 64H120V65H118ZM134 64V65H133ZM139 64H140V66H139ZM169 64H171V65H169ZM248 64H250L251 65V62H249V61H247V63H246V65H248ZM17 65V66H16ZM27 65V66H26ZM33 65V66H32ZM40 66V67H38V66ZM65 65V66H64ZM68 67H67V66ZM71 65V67H69ZM87 65V66H86ZM97 65V66H96ZM109 65V66H108ZM118 65V69H120V70H118V71H120V73L118 72V71H116L115 70V66H117ZM131 65V66H130ZM142 65V66H141ZM148 65V67H146ZM163 65V66H162ZM178 65H180V66H178ZM191 65V66H190ZM197 65V66H196ZM249 65V66H250ZM23 66V67H22ZM26 67V69H25V67ZM31 66V67H30ZM35 66H37V67H35ZM42 66H44V69L42 70V69H40V68H43ZM51 66H52V69H51ZM54 66V67H53ZM114 68H113V67ZM126 66H127V68H126ZM130 66V67H129ZM136 66V67H135ZM139 66V67H138ZM161 66V67H160ZM165 66V67H164ZM170 66H172V67H170ZM175 67V69H174V67ZM188 66V67H187ZM193 66V67H192ZM204 66V67H203ZM215 66H216V68H215ZM17 67V68H16ZM20 67V68H19ZM29 67V68H28ZM49 69H48V68ZM64 67V68H63ZM66 67V68H65ZM80 67H81V69H80ZM104 67H106V68H104ZM109 67V68H108ZM125 67V68H124ZM143 67V68H142ZM160 67V68H159ZM167 67H169V68H167ZM196 67V69H194ZM200 67V68H199ZM3 68V69H2ZM45 68L46 69H48L47 71H45ZM62 68V69H61ZM69 68H71V69H69ZM86 70H85V69ZM93 68V69H92ZM96 68V69H95ZM99 68V69H98ZM111 68L113 69V70H111ZM131 68V69H130ZM146 68H148V69H146ZM167 68V69H166ZM171 68H173V70L171 69ZM183 68H184V70H183ZM191 68V69H190ZM11 69H13V70H11ZM17 69V70H16ZM23 69V70H22ZM51 69V70H50ZM65 69V70H64ZM80 69V70H79ZM83 69V70H82ZM90 69H91V71H90ZM105 69V70H104ZM123 69V70H122ZM125 69V70H124ZM128 69H130V71L128 70ZM135 69V70H134ZM140 70V71H137V70ZM153 69H155V70H157V72L154 70L153 71ZM160 69H164V70H161L160 71ZM188 69V70H187ZM202 69V70H201ZM220 69V68H219ZM25 70V71H24ZM35 70V71H34ZM38 70V71H37ZM41 70V71H40ZM49 70H50V72H52V73H49ZM71 70V71H70ZM79 70V71H78ZM99 70V71H98ZM102 70H103V72H102ZM115 70V71H114ZM143 70V71H142ZM145 70V71H144ZM152 70V71H151ZM167 70V71H166ZM181 70V71H180ZM183 70V71H182ZM192 70V71H191ZM200 70V71H199ZM204 70V71H203ZM17 73H16V72ZM32 72V75L31 74H29L30 72ZM37 71V72H36ZM78 71V72H77ZM83 71V73H81ZM110 71V72H109ZM111 71H112V73H111ZM114 71V72H113ZM133 71V72H132ZM159 71H160V73H159ZM169 71V72H168ZM172 71H173V73H172ZM179 71V72H178ZM186 71V72H185ZM188 71V72H187ZM195 71V72H194ZM208 71V72H207ZM36 73V74H33V73ZM41 72V73H40ZM44 72V73H43ZM65 72H66V74H65ZM92 72V73H91ZM101 72V73H100ZM107 72V73H106ZM108 72H109V74H110V76H109V74H108ZM117 74H116V73ZM122 72H124L123 74H122ZM153 72H155V73H153ZM163 72V73H162ZM167 72V73H166ZM178 74H177V73ZM181 72V73H180ZM191 72V73H190ZM193 72H194V74H193ZM22 73H24L23 75H22ZM45 73H47V74H45ZM81 73V74H80ZM89 73V74H88ZM98 73V74H97ZM115 73V74H114ZM119 73V74H118ZM131 73H133L132 75H131ZM136 73V74H135ZM148 73V74H147ZM153 73V74H152ZM158 73V74H157ZM165 73V74H164ZM180 73V74H179ZM190 73V74H189ZM197 73H198V75H197ZM202 73V74H201ZM69 74V76H67ZM74 76H73V75ZM79 74H80V76H79ZM85 74V75H84ZM94 74V75H93ZM99 74H102V75H100V76H98ZM139 74V75H138ZM169 74H172V75H169ZM182 74H184V75H182ZM185 74H186V77H185ZM191 74H192V76H191ZM8 75V76H7ZM21 75V76H20ZM117 75V76H116ZM129 75H131V76H129ZM143 75V76H142ZM150 75H152V76H150ZM157 75V76H156ZM159 75V76H158ZM165 75V76H164ZM177 75V76H176ZM180 75H182V76H180ZM201 75V76H200ZM12 76V77H11ZM43 76V77H42ZM48 76V78H45V77H47ZM71 76H72V78H71ZM77 76H79V77H81V78H79V77H77ZM107 76L109 77L108 78V80H107ZM112 76V77H111ZM123 77L122 79H121V77ZM135 76H136V78H135ZM138 76L142 79V77L144 78V80L142 81L140 78H138ZM163 76V77H162ZM173 78V77H175V79L173 78H171V77ZM188 76H189V79H188ZM199 76L201 77V78H199ZM28 77V78H27ZM37 77H39V78H37ZM42 77V78H41ZM60 77V78H59ZM65 77H67V78H65ZM77 77V78H76ZM93 77V78H92ZM128 77H130V78H128ZM155 77L157 78V80L155 79ZM166 79H168V80H166ZM179 79H177V78ZM181 77V78H180ZM184 77V78H183ZM193 77V79H191ZM198 77V78H197ZM36 78V79H35ZM41 78V79H40ZM54 78V79H53ZM64 78V79H63ZM71 79V81H69V79ZM114 78H116L117 80H115ZM121 80H120V79ZM128 78V79H127ZM134 78V79H133ZM146 78H148V79H146ZM151 78H152V80H151ZM195 78V79H194ZM196 78H197V80H196ZM21 79V80H20ZM26 79V80H25ZM28 79V80H27ZM58 79V80H57ZM62 79V80H61ZM67 79V80H66ZM84 79V80H83ZM106 79V80H105ZM119 79V80H118ZM131 79V81H129ZM153 79L154 80H156V81H154V83H153ZM160 79H161V81H160ZM182 81H181V80ZM188 79V80H187ZM201 79V80H200ZM20 80V81H19ZM30 80V81H29ZM34 80H36V81H34ZM45 80V81H44ZM53 80V81H52ZM54 80L57 82H54ZM62 81V83H64V84H62L61 83V81ZM73 80V81H72ZM89 80V81H88ZM104 80H105V82H104ZM111 80V81H110ZM148 80H150V81H148ZM166 81V83H165V81ZM171 80H173V81H171ZM195 80V81H194ZM203 80V81H202ZM23 81V82H22ZM40 81H42V82H40ZM48 81H50V82H48ZM68 81H69V83H68ZM92 83H91V82ZM103 81V82H102ZM116 81H118L117 83H119L120 82V85H118V86H120L119 87V89H118V86H117V88L115 87V84H113V82L115 83ZM127 81H129V82H127ZM136 83H135V82ZM146 81V82H145ZM189 81H190V83H189ZM192 81V82H191ZM200 81H202V82H200ZM4 82V83H3ZM22 84H21V83ZM28 82V83H27ZM30 82H31V85H30ZM40 82V83H39ZM44 82H45V84H44ZM48 82V84H46ZM66 82V83H65ZM78 82V83H77ZM94 82H96V84L94 83ZM124 82V83H123ZM137 82H138V84H137ZM161 82V83H160ZM162 82H163V84H162ZM182 82H183V84L185 83L186 85H183L182 84ZM195 82V83H194ZM201 83V84H199V83ZM32 83H34V84H32ZM43 83V84H42ZM53 84L54 83V87L53 88H51V84ZM59 83V85H57ZM68 83V84H67ZM73 83H75L76 84V86H75V84L73 85ZM122 83V84H121ZM130 83V84H129ZM135 85H134V84ZM141 83V84H140ZM150 83V84H149ZM157 83H158V85H157ZM187 83H189V84H187ZM192 83V84H191ZM29 85V86H27V85ZM35 84H36V86H35ZM50 84V86H48ZM56 84V85H55ZM113 84V85H112ZM126 84V85H125ZM134 86H133V85ZM144 86H143V85ZM152 84H153V86H152ZM160 84V85H159ZM169 84H171L170 85V87L168 86V87H166L167 85H169ZM178 84V85H177ZM22 85L24 86V87H22ZM34 85V86H33ZM64 85V86H63ZM72 85V86H71ZM104 85V86H103ZM105 85H107V86H105ZM112 85V86H111ZM121 85L123 86V87H121ZM128 85V86H127ZM139 85V86H138ZM154 85H156V87L154 86ZM177 85V86H176ZM193 85H195V86H193ZM197 85V86H196ZM27 86V87H26ZM32 86V87H31ZM47 86V87H46ZM149 86H150V88H149ZM161 86V87H160ZM164 86V87H163ZM188 86V87H187ZM189 86H191V87H189ZM202 86H204L203 87V89H205V88H207V89H209V90H211V92L210 91H208L210 94H209V96H210V100H211V102H214V103H212V105L211 106H213V104H214V107H212L211 108V106H210V108L208 109V108H206V107H203V110H201L200 112L198 111V113H197V115H195V113H192V111H191V113H192V115H195V116H192L191 118H189V117H185V115H186V113L188 114V116L190 115L191 116V114H189L190 113V111H189V108H190V110H193V111H195L194 109H196V107L197 108H199L200 106H201V103H202V101H201V96H198V92H199V88L200 87H202ZM207 86V87H206ZM209 86V87H208ZM28 87L30 88V89H28ZM40 87V88H39ZM55 87L57 88V89H55ZM75 87H76V90H73V89H75ZM108 87V88H107ZM113 87H114V89L115 90H113ZM138 87V88H137ZM141 87V88H140ZM146 87H148V88H146ZM196 87H199V88H197L196 89ZM24 88H26V89H28V90H25ZM51 88V91L50 90H48V89H50ZM60 88V89H59ZM68 88V89H67ZM157 88V89H156ZM159 88V89H158ZM167 88H169V90L167 89ZM185 88V89H184ZM189 88V89H188ZM192 88V89H191ZM195 88V89H194ZM211 88V89H210ZM33 89V90H32ZM53 89V90H52ZM116 89H118L119 91H117ZM126 89L127 90H129L128 92L126 91ZM132 89V90H131ZM138 89H139V92H138ZM147 89V90H146ZM167 90V93L168 94H170V95H168V94H166V98H163L164 96L162 95V93L164 92V90ZM186 89H188L186 92H184V90H186ZM23 90V91H22ZM26 92H25V91ZM30 90V91H29ZM45 90V91H44ZM73 90V91H72ZM136 90V91H135ZM162 91V93L160 94V92L159 93H157L158 91ZM166 90H165V92H166ZM173 90V91H172ZM174 90H176V91H174ZM180 92H179V91ZM191 90H193L191 93H189ZM195 90V91H194ZM240 90V91H239ZM256 92V93H258V94H256L254 91ZM27 91L29 92V93H27ZM33 91V92H32ZM48 93H47V92ZM52 91H54V92H52ZM57 91V92H56ZM64 91V92H63ZM65 91H67V92H65ZM111 91V92H110ZM114 91H115V94H114ZM124 92V93H122V92ZM131 91V92H130ZM153 91V92H152ZM172 91V92H171ZM181 91H182V93H181ZM214 91V92H213ZM245 91V92H244ZM247 91V92H246ZM24 92V93H23ZM51 92V94H49ZM56 92V93H55ZM58 92L60 93V94H58ZM73 94H72V93ZM111 94H110V93ZM112 92H113V94L114 95H116V96H113V94H112ZM119 92V93H118ZM127 92V93H126ZM146 92V93H145ZM148 92V93H147ZM178 94H176V93ZM207 92V93H208ZM248 92H250V93H248ZM34 93H35V95H34ZM42 93V94H41ZM62 93H64V94H62ZM65 93H66V96H65ZM72 94V95H70V94ZM105 93H108L107 95L105 94ZM132 93V94H131ZM135 93V94H134ZM137 93H139L138 95H136ZM186 93V94H185ZM191 94V95H187V94ZM196 93V94H195ZM204 93H205V90H204ZM211 93H213V94H211ZM215 93V94H214ZM255 93V94H254ZM29 94V95H28ZM34 96H37V98L36 99H34V97H33V95ZM37 94V95H36ZM70 96H69V95ZM103 94L105 95V96H103ZM122 94H123V96H122ZM125 94H126V97L124 98V96H125ZM159 94H160V98H159ZM174 94V95H173ZM179 94H181V95H179ZM246 94V95H245ZM250 94V95H249ZM253 94V96H251ZM32 95V96H31ZM57 95V96H56ZM67 95H68V97L69 98H67ZM111 95V96H110ZM132 95H134V96H132ZM176 95H177V97H176ZM213 95V96H212ZM218 95V96H217ZM24 96V97H23ZM42 96V97H41ZM60 96V97H59ZM72 96V97H71ZM103 96V99L105 100V98L107 99L105 102H104V100H101L102 98L101 97ZM108 96H110L109 97V99H108ZM121 96V97H120ZM129 96V97H128ZM131 96H132V98H131ZM136 96V98H134ZM163 96V97H162ZM167 96H169V97H167ZM170 96L172 97L173 96V99L171 98V99H169L170 98ZM179 96V97H178ZM184 96H188V97H186V99H188L187 100V102H185L184 104H186V105H188V106H190V107H186V105H184L183 104V102H184V100H186L185 99V97ZM192 97V99H191V97ZM193 96H194V98H193ZM217 96V97H216ZM240 96V97H239ZM246 98H245V97ZM251 96V97H250ZM255 96H258V98L257 97H255ZM260 96V97H259ZM27 97V98H26ZM31 97H33V98H31ZM47 99H46V98ZM50 97V99L48 100V98ZM54 97V98H53ZM62 97V98H61ZM105 97V98H104ZM115 97V98H114ZM117 97V98H116ZM119 97L121 98V99H119ZM142 97H143V99H142ZM146 99H145V98ZM197 97V98H196ZM199 97V98H198ZM219 97H221V98H219ZM226 97H228V98H226ZM18 98V99H17ZM31 98V99H30ZM56 98V99H55ZM69 99V100H67V99ZM97 98H99V99H97ZM124 98V99H123ZM181 98H184V100L182 99L181 100ZM195 98H196V100H195ZM213 98H214V100H213ZM218 98V99H217ZM243 98H245L244 100H243ZM250 98V99H249ZM21 99V100H20ZM30 99V100H29ZM63 99V100H62ZM67 101V103H66V101ZM127 99V100H126ZM131 99H132V101H131ZM160 99V100H159ZM165 99L168 101V102H165ZM177 99V100H176ZM231 99V100H230ZM252 99H257V101H256V103H258V104H255V100H254V102H253V100ZM3 100V101H2ZM52 100V101H51ZM98 100V101H97ZM101 100V101H100ZM108 100H110V101H108ZM118 100V101H117ZM124 100V101H123ZM170 100H171V102H173V103H170ZM191 100V101H190ZM217 102H216V101ZM223 100V101H222ZM226 100V101H225ZM236 100V101H235ZM252 100V101H251ZM32 101V102H31ZM36 103H35V102ZM46 101V103H44ZM56 101H59V102H56ZM95 101L97 102V103H95ZM123 101V102H122ZM126 101H128V103L126 102ZM159 101H162V102H159ZM180 101V102H179ZM197 103H196V102ZM220 101V102H219ZM229 101V102H228ZM244 103H243V102ZM250 101V102H249ZM40 102V103H39ZM53 102V103H52ZM63 102H65V103H63ZM103 102V103H102ZM112 102H114V103H112ZM119 102V103H118ZM122 104H121V103ZM142 102V103H141ZM180 104V106H184L185 108H188V110L187 111H189V112H187L185 109H183V106L180 108V111H179V107L180 106H178L179 104ZM182 102V103H181ZM195 102V103H194ZM199 102V103H198ZM240 102V103H239ZM260 102V103H259ZM5 103L7 104H9V106H8V104L7 105H5ZM29 103L31 104L30 106H29ZM74 103V102H73ZM110 103V105H107V104H109ZM163 103V104H164ZM175 103V104H174ZM216 103V104H215ZM228 103V105H226ZM233 103V104H232ZM249 103H250V105H249ZM4 104V105H3ZM41 104V105H40ZM44 104V105H43ZM45 104H46V106H45ZM49 104H50V106H49ZM55 104V105H54ZM57 104V105H56ZM60 104H63V105H60ZM64 104H66V105H64ZM99 104V105H98ZM101 104H102V106H101ZM104 104V105H103ZM116 104H119L118 105V107H116V108H119V109H116V111H114L115 113H113L112 112V109H113V107H115V105ZM133 104V103H132ZM136 103H134L133 104V106H131V108L133 107H135L136 105H135ZM168 104V105H169ZM182 104V105H181ZM199 104V105H198ZM222 104V105H221ZM224 104V105H223ZM230 104H232V105H230ZM242 104V105H241ZM249 106H248V105ZM34 105V106H33ZM55 107H54V106ZM59 105V106H58ZM70 105H71V103H70ZM69 104H68V107L70 106ZM73 105V104H72ZM135 105V106H134ZM143 105H144V107H143ZM146 105H147V107H146ZM149 105V106H148ZM153 105V104H152ZM194 105V106H193ZM198 105V106H197ZM216 105V106H215ZM230 105V106H229ZM235 105H237V106H235ZM32 106V107H31ZM40 106V107H39ZM45 106V107H44ZM74 106H77V104H76V102H75V104H74ZM100 106V107H99ZM106 106H108V107H106ZM117 106V105H116ZM234 106V107H233ZM241 106V107H240ZM253 106V107H254ZM7 108V111L5 110V108ZM31 107V108H30ZM53 107H54V109H56V110H54L53 109ZM62 107H64V108H62ZM106 107V108H105ZM222 107H224L225 108V111H224V108L222 109ZM235 107H237V108H235ZM239 107V108H238ZM245 107V108H244ZM246 107H248L247 109H246ZM2 108V109H1ZM42 108V109H41ZM51 108H52V110H51ZM70 108V107H69ZM71 108H73L72 106H71ZM108 108H110V110H108ZM125 109V110H123V109ZM136 107H135V109H133L134 110V112L132 111V113H131V115H130V117H132L133 118V116H134V122H136L137 123V121L135 120V119H139V116L138 115H136L135 113H136V109H137ZM177 108H178V110H177ZM235 108V109H234ZM252 108V107H251ZM9 109V110H8ZM32 109V110H31ZM44 109V110H43ZM50 109V110H49ZM60 110V112H58V110ZM94 109V108H93ZM130 111L129 112V114H126V113H128V110ZM208 109V110H207ZM211 109H213V110H211ZM216 109V110H215ZM232 110V111H230V110ZM20 110H22V111H20ZM26 110V111H25ZM47 110V111H46ZM69 110V109H68ZM106 110V111H105ZM117 110L119 111H121V113H123V112H125L124 114H122L121 115V113H120V111L118 112L119 114H117ZM127 110V111H126ZM169 110H172V107H171V105H170V109ZM217 110H219V111H217ZM239 110V111H238ZM11 113H10V112ZM40 111H42V112H40ZM49 111V112H48ZM57 111V112H56ZM61 111L63 112V113H61ZM70 111V110H69ZM112 112V115H111V112ZM123 111V112H122ZM141 111L144 113L146 110H144L143 111V109H141ZM204 111H205V113H204ZM211 111H212V113H211ZM227 111H229V112H227ZM243 111V112H242ZM249 111H250V113H249ZM17 112H19L18 114H19V116H18V114H17ZM21 112V113H20ZM24 112V113H23ZM34 112V113H33ZM67 112V113H66ZM140 112V113H139ZM182 112H183V114H184V117H183V114H182ZM214 112L216 113V116H215V114H214ZM10 113V114H9ZM14 113V114H13ZM16 113V114H15ZM24 115H23V114ZM45 113V114H44ZM52 113V114H51ZM56 113V114H55ZM64 113H66V115L64 114ZM134 113V114H133ZM226 113V114H225ZM236 113V115H234V114ZM240 113H242V114H240ZM38 114V115H37ZM42 114V115H41ZM60 116V114H64V116L65 117H67L66 119H62V118H64V116L63 115H61L62 116V121H61V119H60V117L58 116V115ZM126 114V115H125ZM133 114V115H132ZM142 114V113H141ZM207 114H209V115H207ZM218 114H220L219 115V118H218ZM224 114H225V117H224ZM231 114V115H230ZM9 115V116H8ZM20 115H21V117H20ZM23 115V116H22ZM40 115V116H39ZM46 115V116H45ZM47 115H49V116H47ZM122 117V119H120L119 120V118H120V116ZM230 115V116H229ZM238 115H240V116H238ZM2 116V117H1ZM15 116V118H13V117ZM119 116V117H118ZM138 116V117H137ZM176 116V117H175ZM233 116V117H232ZM252 116L254 117L253 119H252ZM10 117V118H9ZM25 117V118H24ZM55 117V118H54ZM57 117V118H56ZM59 117V118H58ZM129 117V118H130ZM136 117V118H135ZM197 117H198V119H197ZM212 117V118H211ZM215 117H216V119H218L219 121H217L216 119H215ZM229 117V118H228ZM242 117V118H241ZM16 118H20L19 120L18 119H16ZM37 118V119H36ZM110 118V119H109ZM112 118H113V121H112ZM114 118H116V119H114ZM128 118V117H127ZM126 118V119H127ZM180 118L182 119V118H185L186 120H184V119H182V120H180ZM209 118H210V120H209ZM221 118H225V119H221ZM231 118V119H230ZM240 118V119H239ZM14 121H13V120ZM16 119V120H15ZM24 119V120H23ZM42 119V120H41ZM44 119V120H43ZM59 119V120H58ZM174 119H172V120H174ZM189 119V120H188ZM195 119V120H194ZM196 119H197V121H196ZM228 119V120H227ZM233 119H236V120H233ZM245 121H244V120ZM5 121L6 122V124H5V122H3V121ZM17 120L19 121V122H17ZM188 120V121H187ZM193 121V123H192V121ZM208 120V121H207ZM221 120H223V121H221ZM230 120V121H229ZM232 120V121H231ZM241 122H240V121ZM15 121H16V123L17 124H19L20 126H22V124H23V126L22 127H19V125L18 126H16V123H15ZM23 123H22V122ZM25 121H26V123H25ZM32 121V122H31ZM44 122V124H43V122ZM51 121V122H50ZM61 122V124L60 125H58L59 123ZM64 121V122H63ZM109 121H108V123H109ZM112 121V122H111ZM195 121V122H194ZM204 121V122H203ZM217 121V122H216ZM227 121V122H226ZM229 121V122H228ZM234 121V122H233ZM39 122V123H38ZM62 122H63V128L61 127V125H62ZM183 122V123H182ZM190 122V123H189ZM201 122V123H200ZM208 123L207 124V126H205L206 125V123ZM209 122H211V123H209ZM214 122H216L215 123V126H213L214 125ZM221 122H223V123H221ZM240 122V123H239ZM3 123V124H2ZM11 125H10V124ZM21 123V124H20ZM30 123V126L29 125H27V124H29ZM109 123V124H110ZM116 123H114L113 125L116 127V126H118V128L119 127H121L120 125H122L123 124V122H121L122 124H120L119 125V123H118V125L116 124ZM188 123H189V125H188ZM230 123H232V125L230 124ZM238 123H239V125H238ZM252 123V122H251ZM14 124V125H13ZM39 124H42V125H39ZM50 124V125H49ZM116 124V125H115ZM124 124H126V123H124ZM181 124V125H180ZM186 124V125H185ZM191 124V125H190ZM193 124V125H192ZM204 124V125H203ZM210 124H211V126H210ZM218 124H220V125H223V126H220V125H218ZM227 126H226V125ZM248 124V123H247ZM250 124V123H249ZM24 125L26 126L27 125V127H29V128H27L26 127V129H23V128H25L24 127ZM179 125H180V127H179ZM197 127H196V126ZM233 125H234V128H230L229 126H231V127H233ZM236 125V126H235ZM238 125V126H237ZM6 126H7V128H6ZM11 126V127H10ZM16 126V127H15ZM43 126V127H42ZM49 126V127H48ZM56 126V127H55ZM61 128H60V127ZM67 126H69V123L67 124ZM66 126V127H67ZM126 126V125H125ZM125 126H123V128L124 129H128V127L127 126H129V128L130 129H132V127H133V130H134V128L136 127V125H132V127H131V125H128L127 124V128L125 127ZM193 127V129H192V127ZM203 126V127H202ZM18 127V128H17ZM39 127V128H38ZM59 127V128H58ZM186 127V128H185ZM189 127V128H188ZM196 127V130L194 129ZM206 127V128H205ZM214 127H216V128H214ZM219 127H220V129H219ZM222 127V128H221ZM238 127V128H237ZM15 128V129H14ZM37 128H38V130H37ZM51 130H50V129ZM55 128H56V130H55ZM117 128V127H116ZM179 129L180 128V130H178L177 131V129ZM229 128V129H228ZM236 128V129H235ZM12 129H14V130H12ZM18 129H20V131L18 130ZM28 129V130H27ZM32 129V130H31ZM42 129V130H41ZM58 129V130H57ZM121 130H120V132H121V135H123L124 137H126V136H128L129 137V139H127L126 140V138H122V137H120L119 138V140H117L118 142H120L121 140H122V148H123V145H124V149L125 150H123V152H124V155H123V153H122V150H120V152L117 154V159L115 158L114 159V162L116 163V165H114V162H112V166H113V168L112 167H109L110 165H109V162L107 163V161H106V165H108V167L106 166V168H105V170H104V172L106 171H110V172H107V174L105 173L104 174V177L106 176V177H108V178H110L111 176L113 177V174L120 168V170H118L116 173L118 174V175H116V173L114 174L116 177V179H114V178H110V179H113L112 180V184H117L118 182H119V185H120V181L121 180H123L124 179V174L126 175V171H127V169H129L134 163H132V164H130L131 163V161L130 160H132L133 162H134V158H131V156H132V154H134V150H135V148L132 146L133 144H132V142H134L135 140H138V138L136 139V137L134 136L133 138H132V136L130 137L129 135H131V134H129V133H126L125 134V132L124 133H122L123 132V130H122V127L120 128ZM189 129V130H188ZM197 129H199V130H197ZM218 129V130H217ZM226 129V130H225ZM22 130V131H21ZM27 130V131H26ZM46 132H48V133H46ZM185 130V131H184ZM213 130V131H212ZM217 130V132H214V131H216ZM222 130H224L223 131V133H221V131ZM234 130V131H233ZM235 130H237L236 132H235ZM19 131V132H18ZM23 131H25V132H23ZM52 133H54V134H51L50 132ZM56 131V132H55ZM132 131V130H131ZM130 131V132H131ZM171 131V132H172ZM181 131H183V133L181 132ZM187 131H188V133L189 134H187ZM200 131V132H199ZM202 131V132H201ZM204 131H206L205 133H204ZM220 133H219V132ZM227 131V132H226ZM8 132H9V134H11V137L10 136H8L9 134H8ZM14 132V133H13ZM25 134V135H23V133ZM44 132V133H43ZM176 132H177V138H176ZM179 132V133H178ZM209 132V133H208ZM34 133V134H33ZM39 133V134H38ZM40 133H41V135H40ZM180 133H182V134H180ZM228 133V134H227ZM232 133V134H231ZM20 134V135H19ZM45 134V135H44ZM56 134V135H55ZM180 134V135H179ZM215 134V135H214ZM216 134H217V136H216ZM225 134V135H224ZM17 136L18 138H16L15 136ZM27 135V136H26ZM48 135V136H47ZM49 135H50V137H49ZM120 135V136H121ZM181 135H182V138H181ZM184 135V136H183ZM194 135H195V137H194ZM198 135V136H197ZM205 135V136H204ZM214 135V136H213ZM232 135V136H231ZM35 136V137H34ZM46 136V137H45ZM56 136V138H58ZM203 136H204V139L206 140V142H203ZM216 136V137H215ZM226 136V137H225ZM228 136H230V138L231 137H233L231 140L232 141H230L229 139V137ZM16 139H15V138ZM30 137V136H29ZM37 137H38V139H37ZM127 137V138H128ZM175 137V138H174ZM225 137V138H224ZM228 137V138H227ZM37 140H36V139ZM40 138V139H39ZM55 138V139H56ZM190 138V139H189ZM191 138H192V140H191ZM216 138V139H215ZM5 139H7V140H5ZM20 140V141H17V140ZM130 139L132 140V141H130ZM135 139V140H134ZM174 139H176V140H174ZM179 139L181 140V141H179ZM186 139H189V140H186ZM195 139H197V141L195 140ZM218 139V140H217ZM220 139V140H219ZM42 140V141H41ZM46 140V141H45ZM57 140V139H56ZM129 140V141H128ZM185 140V141H184ZM204 140V141H205ZM230 142H229V141ZM44 141V142H43ZM57 141H59V139L57 140ZM173 141H174V143H173ZM182 141H184V142H182ZM188 141V142H187ZM194 142V144H193V142ZM214 141V142H213ZM220 141V142H219ZM224 141H226V142H224ZM16 142H18V143H16ZM20 142V143H19ZM39 142V143H38ZM99 143H97V142H95V147L94 148H96V144H98V148H102V149H105L104 147H106L105 145H104V143L102 142V141H98ZM136 142V141H135ZM134 142V143H135ZM196 142V143H195ZM224 142V143H223ZM229 144H228V143ZM0 143V144H1ZM41 143H42V145H41ZM45 143V144H44ZM100 143H103V147H102V145L100 144ZM131 143V144H130ZM181 143V144H180ZM202 143H204V144H202ZM216 143H218V145L216 144ZM232 143H233V146H232ZM8 144H6V146L8 145ZM18 144V145H17ZM101 146H100V145ZM128 144V145H127ZM199 144V145H198ZM176 145V146H175ZM179 145V146H178ZM185 145V147H183ZM192 145V146H191ZM201 145H202V147H201ZM205 145V146H204ZM223 145V147H222V149L219 147V146H222ZM9 146V145H8ZM7 146V147H8ZM33 146V147H34ZM195 146H197V147H195ZM128 147L131 149V148H134V150L133 151H131L130 149L128 150ZM197 149H195V148ZM204 147V148H203ZM207 147V148H206ZM90 149L91 151V153L92 154H90L91 156L89 157V158H93V159H89V158H85L84 160L86 161L87 159V162L88 163H86V164H89V162H90V164L91 163H94L95 162V164H91V166H92V168H94V167H97V163H98V161H100V160H102L103 159V155H101V154H99V156H98V154L96 153H94L95 155H97V156H95L94 154H93V152H94V150L95 149ZM98 148H96V149H98ZM101 148H100V150H101ZM194 148V149H193ZM212 149V150H214V149H216V151L214 150L213 152L211 151V150H209V149ZM217 148H219V150L217 149ZM8 149V148H7ZM11 149H13L12 147H11ZM10 149V147H9V150H6L5 149V151H1L2 152V154H6L7 155V153H8V151H9V153L12 151ZM14 149H13V151L12 152H15V153H17V155H15L14 153H10V154H8V155H10V156H6V158L7 157H9L8 159L10 160H8L7 162H8V164H12L11 165V169H13L14 168V166H17V167H15L12 171H16L15 172V174L14 173H12V172H10V170L11 169H9V174H11V175H9V174H7V172L5 173V174H7V176H9V177H11V178H8L4 173H2L1 175H5V177H4V179H3V177L0 175V177H2V178H0L1 180V182H4V183H1L0 184V186H1V188H0V191H1V189H2V191L1 192H3V193H1L0 194V196H4V197H1L0 198V211L2 210V211H4L5 209V212L7 211L8 213L5 215L2 211L0 212V214H2V215H5V219H3V218H1V216L2 215H0V219L2 220V221H4V222H7V220H8V218L10 219V220H12L13 222L15 221V220H17L16 218H14L13 219V214L15 213V211H16V215L14 214V217H17V215L20 213V208H18L17 206H19V205H21L22 203V200H21V197L23 196V194H24V197L25 198H27V197H29L30 196V194L31 193H29V189H30V192L32 191L31 190V186H30V184L33 182L32 181V178L33 177H31L32 175L30 174L31 173V171H30V168H28L27 166H25V165H28L27 164V162L26 161H24L23 160V158H21L20 157V153H18L17 152V150H15L14 151ZM184 149V150H183ZM202 149V150H201ZM205 149H207V150H205ZM99 150V149H98ZM99 150V151H100ZM126 150H128V151H131V153H126L125 151ZM191 150V151H190ZM196 150V151H195ZM199 150H201V151H199ZM228 150H230V149H228ZM232 150V149H231ZM234 150V149H233ZM127 151V152H128ZM190 151V152H189ZM206 151H209V153L207 152L206 153ZM4 152H6V153H4ZM90 152H88V153H90ZM95 152H98L97 150L95 151ZM172 152H173V154H172ZM196 152V153H195ZM219 152V153H220ZM255 152H257V154H258V152H259V150H257V151H255ZM128 155L127 157H126V154ZM174 153H179V155L178 154H174ZM199 153V154H198ZM204 153H206V155L204 154ZM213 153V154H212ZM218 152H217V154H219ZM13 154V155H12ZM131 154V155H130ZM195 154V155H194ZM209 154H211V157L209 156ZM256 154V153H255ZM256 154V155H257ZM15 155V156H14ZM49 155H51V154H49ZM101 155V156H100ZM122 155V156H121ZM130 155V156H129ZM175 155H178L179 156V158L180 159H178V156H176V158H175ZM203 155V156H202ZM256 155H251L250 157L249 156H246V155H244L245 157H244V159H243V156H240L238 159L239 160H237V163H238V165L240 164V163H243V164H240L241 165V167L240 166H238V168L236 167V168H234L233 169V172H234V174H235V176L237 175V179L238 178H240L241 177V174H242V177H246L247 175H249V177H246V178H249V179H251V181L252 182H250L249 184H250V188L249 187H247L246 189H247V191H246V189H245V191H246V193H248V194H251V192L254 194V192L256 191V190H258V191H256V195H260L261 193L260 192H263V194H264V185H263V182L264 181H262V180H264V175H263V173H264V155H262V154H258L257 155V157H256ZM260 155V156H259ZM11 156H14L15 157V159H14V157H12L13 158V160H12V158H11ZM95 156V157H94ZM120 156V157H119ZM123 156L124 157H126V158H124L125 160H121V157H122V159H123ZM182 156V157H181ZM16 157H20V158H16ZM102 158V159H98V158ZM129 157V159H127ZM133 157V156H132ZM134 157H135V154H134ZM206 157H207V159H206ZM209 157V158H208ZM96 160H95V159ZM195 158V159H194ZM197 158V159H196ZM241 158V159H240ZM19 159H21V162H22V164H24L25 163V165H23L22 166V164H21V162H19L20 160ZM126 159H127V165H128V163L131 165H126L128 168H126L125 170H124V168L126 167L123 163L125 162L126 163ZM177 159V160H176ZM210 159V160H209ZM18 160V161H17ZM90 160V161H89ZM93 162H92V161ZM117 160V161H116ZM120 160V161H119ZM128 160H129V162H128ZM181 160V161H180ZM188 160V161H187ZM205 160H207V161H205ZM253 160V161H252ZM256 160V161H255ZM259 160V161H258ZM262 160V161H261ZM12 161V162H11ZM15 161H17V162H19L18 164L17 163H15ZM85 161L82 163V165L83 164H85ZM97 161V162H96ZM109 161H111V160H109ZM112 161H113V159H112ZM122 161V162H121ZM124 161V162H123ZM196 161V162H195ZM208 161H211L210 163H208ZM13 162H14V165H13ZM184 162V163H183ZM190 162V163H189ZM198 162V163H197ZM204 162H205V165H204ZM117 163H120V164H122V165H118ZM195 164V163H197V164H195V165H193V164ZM201 163V164H200ZM203 163V164H202ZM211 163H213L212 165H210ZM237 163H235V164H237ZM245 163V164H244ZM251 163H253V164H251ZM257 163V164H256ZM261 163V164H260ZM24 168V169H29V171H27V170H24L20 165ZM104 164V165H105ZM111 164V163H110ZM208 166H207V165ZM250 164H251V166H250ZM255 164V165H254ZM19 165V166H18ZM118 165V169H114L116 166ZM183 167H182V166ZM29 166V165H28ZM94 166V167H93ZM120 166V167H119ZM176 166V167H175ZM193 166H194V168H196L195 166H197V168L198 169H194L193 168ZM199 166V167H198ZM207 166V167H206ZM255 166V167H254ZM257 166H258V168H257ZM262 166V167H261ZM18 167H21L20 169L22 170H24L23 172L19 169L18 170ZM105 167V166H104ZM171 167H173V169L171 168ZM175 167V168H174ZM180 167V168H179ZM202 167V168H201ZM107 168H109L108 170H107ZM201 168V170L199 171V169ZM209 168V167H208ZM241 168V169H240ZM254 169V168H256L255 170H252V169ZM15 169H17V170H15ZM114 169V171H112ZM172 169V170H171ZM176 169V170H175ZM182 169H184V170H182ZM237 169V170H236ZM258 169H259V171H258ZM198 170V172L199 173H201V174H199V173H196V171ZM247 171V173H245L246 171ZM262 170V171H261ZM20 171V172H19ZM27 171V174H28V172H29V181H28V179L27 180H25L26 179V175L27 174H25V176L23 175L24 174V172H26ZM113 173H112V172ZM124 171V172H123ZM189 171V172H188ZM249 171V172H248ZM250 171H251V174H249L250 173ZM256 171V172H255ZM17 172H19V173H17ZM22 172V173H21ZM119 172H120V174H121V176H123V178L122 177H120L119 176ZM173 172H175V173H173ZM196 174H195V173ZM239 172V173H238ZM253 172V173H252ZM260 172V173H259ZM111 173V174H110ZM15 176H14V175ZM165 174V175H166ZM179 174V175H178ZM192 174H194V175H192ZM240 176H239V175ZM253 174V175H252ZM256 174V175H255ZM28 175H27V178H28ZM111 175V176H110ZM165 175H163L162 177H164ZM185 175V176H184ZM200 175V176H199ZM211 175V176H210ZM21 176V177H20ZM24 176V177H23ZM82 176V177H81ZM117 176H119L118 178H117ZM204 176V177H203ZM206 176V177H205ZM208 176H209V179H207L208 178ZM212 176H213V178H212ZM15 178V179H13V178ZM17 177H18V181H16L17 180ZM105 177V178H106ZM178 177V178H177ZM257 177V178H256ZM259 177V178H258ZM20 178V179H19ZM25 178V179H24ZM76 178V179H75ZM105 178H103V180H105ZM106 179V181L108 182V180H109V182L108 183H110V179ZM121 178V180L119 181V179ZM174 178V179H173ZM180 178V180H178ZM199 180H198V179ZM200 178L202 179L203 178V183H201L200 182ZM205 178H206V180H205ZM210 178H211V180L213 181H211L210 180ZM216 178V179H215ZM3 179V180H2ZM6 179H10L9 181H6ZM15 181V183H14V181ZM22 179V180H21ZM74 179H75V182H74V184H76V185H74V184H70V186L71 187H73V188H70V189H67V190H71V191H74L75 190V192H80L81 191V189H82V191L84 190V187L82 186V184L84 183V179H86V175H82V174H76L75 175V177H74ZM258 179H259V181H261V182H258ZM261 179V180H260ZM13 181V184H14V186H13V184H12V181ZM25 180V181H24ZM79 182H78V181ZM209 180V181H208ZM255 180H257V181H255ZM11 181V182H10ZM26 181H28V184H29V186H26ZM114 181H116V183L114 182ZM185 183H184V182ZM202 181V180H201ZM204 181H206V182H204ZM217 181V182H216ZM6 182V183H5ZM12 184V186L10 185V183ZM25 182V183H24ZM31 182V183H30ZM114 182V183H113ZM177 182H179V184H177ZM183 182V183H182ZM209 182V183H208ZM256 182V183H255ZM258 182V183H257ZM9 185H8V184ZM21 185H20V184ZM23 183H24V185L25 186H23ZM110 183V184H111ZM166 183L164 184V185H162L161 184V187L164 189H162L161 187H160V189H162L163 191H165V193L162 191V193H160L161 191H159L158 192V194L160 193V198H159V196H158V199H160V202L163 200V198H165V196H167V192H168V199H166V201L165 200H163V202H161V203H163V205H162V207H164V201H165V204L168 202V206H167V204H166V207H164V209H167V207L169 208V215H171L170 217L172 218V219H170L171 221L173 220V222L174 223H176V221H175V218H173V217H175L174 215L175 214H173L174 212H173V209L172 208H177L176 206H178V205H175V202H174V200H176L177 201V199H176V197L178 196V195H176V194H178V192L180 191V190H178L177 192H175L177 189H175V186L174 187H172V185L171 186H169V184H167V186H169V188L170 189H172L171 191H170V189L169 190H167L168 189V187H166L165 185H166ZM217 183V184H216ZM7 184V185H6ZM19 184V185H18ZM179 185V186H177V185ZM181 184V185H180ZM212 184V185H211ZM216 184V185H215ZM251 184H252V189H251ZM258 184V185H257ZM259 184L261 185V187L259 186ZM5 185V186H4ZM199 185V186H198ZM205 185V186H204ZM208 185H210V186H208ZM217 185H218V187H217ZM8 188H7V187ZM165 186V187H164ZM204 188H203V187ZM215 186H216V188H217V190H216V188H215ZM258 186V187H257ZM2 187H4V189L2 188ZM22 187V188H21ZM75 187V188H74ZM83 187V188H82ZM28 188V189H27ZM178 188V189H179ZM211 188V189H210ZM215 188V189H214ZM219 188V189H218ZM251 190V192H250V190ZM254 188H257V189H254ZM259 188H261V189H259ZM7 189V190H6ZM24 189V190H23ZM78 191H77V190ZM159 189V190H160ZM174 189V190H173ZM186 189V188H185ZM9 190V191H8ZM11 190V191H10ZM19 190V191H18ZM28 191V193H27V191ZM167 190V191H166ZM208 190V191H207ZM219 190V193H217V191ZM253 190V191H252ZM255 190V191H254ZM261 190V191H260ZM263 190V191H262ZM20 191H23V192H20ZM196 191H198V192H196ZM210 191V193H208ZM243 191H244V189H243ZM13 192V193H12ZM18 192V193H17ZM170 192H171V195H170ZM173 192L174 193H176L175 195L173 194ZM201 193V195H200V193ZM205 192V193H204ZM211 192H213L212 194H211ZM214 192H216V194L214 195ZM250 192V193H249ZM26 193V194H25ZM207 193H208V195H207ZM15 194H18V195H15ZM28 194H29V196H28ZM161 194H162V196H161ZM164 194V195H163ZM6 195V196H5ZM8 195H10V197H11V199H9L10 197H8ZM20 195V196H19ZM174 196V197H171V196ZM220 195V196H219ZM222 195H223V197H222ZM14 196V198H12ZM16 196V197H15ZM213 196H215V197H217V198H215V197H213ZM7 197H8V199H7ZM23 197V198H24ZM161 197H163V198H161ZM208 197H209V199H208ZM219 197H221L222 199V202L221 203H217L218 201H219ZM5 198H6V200H5ZM171 198V199H170ZM172 198H173V201H172ZM175 198V199H174ZM219 198V199H218ZM225 198V197H224ZM3 201H2V200ZM27 199H29V198H27ZM170 199V200H169ZM210 199H211V201H213V199H215L214 201H213V203L210 201ZM240 199H241V197H240ZM13 200H15V201H13ZM18 200V201H17ZM172 201V202H169V201ZM224 200H226V199H224ZM237 200L239 201V202H237ZM5 201V203L6 204H8V206L5 204H3V202ZM7 201V202H6ZM13 201V202H12ZM207 202V203H209L208 204V206H207V204H204V202ZM242 201V202H241ZM2 202V203H1ZM16 202H20V204L19 205H17L16 207L14 206L15 205V203ZM173 202H174V204H173ZM205 202V203H206ZM220 202V201H219ZM225 202V201H224ZM256 202V201H255ZM11 203V204H10ZM169 203H171V205L169 204ZM178 203V202H177ZM212 203V204H211ZM217 203V204H216ZM227 203H229V205L231 204V205H233V207L231 208L230 207V209H229V211H227L228 210V204ZM17 204V203H16ZM219 204H221V206H219ZM2 205H3V208H2ZM13 206V208H12V206ZM172 205H174V207H172ZM211 205H214V206H212L213 208H214V210H216V211H213V208L211 207ZM236 205H238L237 207H236ZM10 206V209L12 208L13 210L15 209V211H13L12 209L10 210L8 207ZM172 208H171V207ZM202 206H199V208H201ZM216 206V207H215ZM217 206H219V207H217ZM4 207H5V209H4ZM222 207V208H221ZM7 208H8V210H7ZM216 208V209H215ZM241 208V207H240ZM211 209V210H210ZM219 209V210H218ZM176 210V209H175ZM221 210V211H220ZM224 210H225V212H224ZM12 213H11V212ZM167 211H168V209H167ZM214 212H217L216 214L214 213ZM224 212V214H222ZM244 212V211H243ZM173 214V216H172V214ZM214 213V214H213ZM220 213V214H219ZM204 214V213H203ZM7 215H9L10 217H11V215H12V217L10 218L9 216H7ZM155 215V214H154ZM216 215L219 217V215H221L219 218H217L216 219ZM225 215V216H224ZM227 215V216H226ZM7 216V217H6ZM157 216H159V213H157ZM205 215H203V216H198V219L199 220H202V218H205L204 217ZM214 216H212V217H214ZM230 218H229V217ZM237 218H236V217ZM155 217V216H154ZM229 219H228V218ZM246 218H247V220L246 221H248V217H247V215L245 216ZM221 218H222V220H221ZM232 218V219H231ZM240 218V220H241V222H239V225L237 224L238 223V220L237 219H239ZM216 219V220H215ZM220 219V220H219ZM223 219H225V221L223 220ZM227 219V220H226ZM230 219H231V221H230ZM237 220V221H235L234 222V220ZM8 221L9 223L10 222H12V221ZM229 221V222H228ZM234 222V224H236V225H232L233 224V222ZM245 221V222H246ZM0 223L1 225H2V227H4L3 229H5V227L7 226L8 227V230H9V227H11V225H12V223H11V225L9 226V225H6V223ZM224 222H225V224H224ZM15 224L16 223H18V222H14ZM228 223H230L231 225H229ZM20 223H18V225H19ZM225 226H224V225ZM228 224V225H227ZM1 225H0V228L2 229V227H1ZM3 225H5V226H3ZM18 225H15L16 227L18 226ZM21 225V224H20ZM219 225H221V226H223V227H221V226H219ZM29 226L31 227V228H36V227H34L33 226V224H30V225H28L27 226V228L29 229V231L27 230V228H24V227H21V230L17 227V229L19 230V231H21L22 232V229H23V234H24V232L25 231H28V233L30 232V229L31 228H29ZM33 226V227H32ZM150 226V225H149ZM231 226V227H230ZM241 226V225H240ZM239 226V227H240ZM12 227H14V225H12ZM16 227L15 228H13L14 230H12V231H14L13 233V235L12 236H10V233L9 232H12L11 230H9V232H7V233H9V235H8V237H6V238H4V237H0V239L2 238L3 239V242L5 243V244H8V243H10V244H8L9 246H7V247H10L9 249H11L12 247V249H14L15 247L14 246H21V247H17L16 249H18V250H20L21 248L24 250V248L23 247H26V244H25V246H23L22 247V244H23V242L25 243L26 242V238H23V237H25V236H27L28 237V235L26 234L27 232H25V236H21L22 235V233L19 235L18 234V230L16 229ZM225 227V228H224ZM227 227V228H226ZM235 227V228H234ZM236 227H237V229H236ZM242 227V226H241ZM231 228H232V230H231ZM0 229V231L2 232V230ZM12 229V228H11ZM16 229V230H15ZM240 229H243V228H240ZM227 230V231H226ZM231 230V231H230ZM241 233L242 232H244L243 230L241 231V230H239ZM1 232H0V235H1ZM224 232V233H223ZM226 232V233H225ZM231 232V233H230ZM20 233V232H19ZM30 233H32V235H33V231H31ZM29 233V234H30ZM227 233H230L229 235H227ZM237 233H239L238 231H237ZM236 233V235L234 234V236L236 237V238H234L233 236L231 237V239H227V241H226V239L225 240H222L223 242L224 241H226L227 243H228V245H227V243H225L224 242V244H223V246L224 247H226V248H223V249H225L224 250V252L225 253H223V256H222V258H220V259H223V260H225L226 258H227V260L228 259H232L233 261H235L236 259L238 260V259H244L245 258V260L246 259H250L251 260V257H252V255H254V253L252 252V250L253 249H249V247H248V245L246 244V240L248 239H250V238H243V237H240V238H243L242 240H241V242H240V238H238L239 237V234L241 235V233H239V234H237ZM7 235V234H6ZM18 237H17V236ZM62 235V234H61ZM61 235H59L60 236V238H59V241H61V243L63 242H65L64 244H67L68 242L67 241H69L70 240V238L68 237L69 235H64V236H61ZM223 235H227V237H223ZM14 236H15V239H14ZM20 236L23 238V239H25V240H22L21 241V239L22 238H20ZM67 236V237H66ZM11 239H13V240H10V238ZM34 237H35V235H34ZM37 237V236H36ZM64 237V239H62ZM9 238V239H8ZM40 238V237H39ZM45 237L44 236H41V239L39 240V242H41V240H43ZM232 238H234V239H237V240H239V243H238V241H237V245H236V243H234V245L232 246V247H230V242L229 241H231V245L233 244L232 242L234 241V240H232ZM2 239L0 240V244H4L3 242H2ZM46 239V238H45ZM67 239H69V240H66ZM5 240H8V241H5ZM15 240V241H14ZM19 240H20V242H19ZM65 240V241H64ZM247 240V241H248ZM13 243H11V242ZM38 241V240H37ZM44 241H46V240H43V242H41V243H39V244H42V245H40V246H38V247H40L39 249L41 250V249H45V248H48L49 246H53L55 243H58V240H55V242H54V244H53V241L51 242L50 240L49 241H46L47 243H46V246H43V245H45L44 244ZM57 241V242H56ZM242 241H245V244L242 242ZM2 242V243H1ZM17 242V243H16ZM52 244V245H50V243ZM67 242V243H66ZM22 243V244H21ZM63 243H62V245L60 244V242L58 243L60 246H63ZM12 244V247L10 246ZM18 244V245H17ZM19 244H21V245H19ZM240 244H241V246H240ZM24 245V244H23ZM49 245V246H48ZM227 245V246H226ZM243 245H246V246H244V248H243ZM27 246H28V244H27ZM42 247H44V248H42ZM50 247V248H51ZM230 249H229V248ZM234 247V248H233ZM248 247V248H247ZM37 248V247H36ZM50 248H48L47 250L49 251L50 250ZM237 248V249H236ZM245 248H247V249H245ZM27 249H28V247L27 248H25V250L24 251H27ZM228 249H229V251H228ZM243 249H245V250H243ZM17 250V251H18ZM23 250H20L21 252L20 253H22V254H18L19 253V251H18V253H17V251L16 250H13V252L15 251L16 252V254H18L19 256H17L16 254H15V252H14V255H15V257L14 258H18V259H16V260H19L18 262L14 259L13 261H15V262H13V263H16V264H19L20 262L21 263H24L25 261L27 262V263H30L31 261H28L29 259H30V256H28V252L29 253H31V251L29 250V251H27V255H25V253H24V251ZM236 250V251H235ZM42 251V250H41ZM226 251H228V252H226ZM240 253H238V252ZM243 251H245L244 253H247L248 254V256H247V258H246V255L247 254H245V255H243L242 254V256H240L241 255V253L243 252ZM236 252H237V254H236ZM226 254V257L224 256ZM229 254V255H228ZM235 254H236V256H235ZM234 257H233V256ZM230 256H232V257H230ZM239 256L241 257V258H239ZM23 257H24V260H23ZM26 257H27V259H26ZM225 257V258H224ZM230 257V258H229ZM249 257V258H248ZM233 258H235V259H233ZM219 259V261L221 262V260ZM222 260V262L220 263V264H227L226 262H228L229 264L231 263H233V261H230V260H228V261H223ZM236 260V261H237ZM248 260H246V261H248ZM249 260V261H250ZM22 261H24V262H22ZM230 261V262H229ZM248 261V262H249ZM218 262V261H217ZM239 262V260L237 261V263ZM12 263V264H13ZM20 263V264H21ZM237 263H235V264H237ZM6 264H8V263H6ZM25 264V263H24ZM215 264V263H214ZM217 264H219V262L217 263ZM234 264V263H233Z\"/></svg>","mask_w":264,"mask_h":264}]
</instances>
